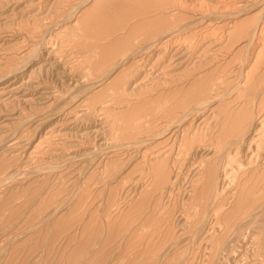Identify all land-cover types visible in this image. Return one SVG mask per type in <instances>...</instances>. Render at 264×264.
I'll use <instances>...</instances> for the list:
<instances>
[{
  "label": "bare ground",
  "instance_id": "obj_1",
  "mask_svg": "<svg viewBox=\"0 0 264 264\" xmlns=\"http://www.w3.org/2000/svg\"><path fill=\"white\" fill-rule=\"evenodd\" d=\"M12 1H14L15 3H14V8L12 9V11L11 12H13V13H11L10 15H9V12H8V10L7 11H1V13H0V25H6V23H9V22H12V21H14V20H18V19H23V18H25V17H30L31 16V9H34L35 7H33L31 4V6L32 7H29V5H28V7L27 6H25L24 4H21V3H17L16 2V0H12ZM18 1V0H17ZM55 1V0H54ZM53 1V2H54ZM73 1V0H72ZM79 1V3L80 2H83V1H80V0H78ZM98 1H102V0H98ZM106 1V0H105ZM111 1V0H110ZM112 1H114V0H112ZM111 1V2H112ZM116 1V0H115ZM119 1H122V0H119ZM127 1V0H126ZM128 1H131V0H128ZM128 1L126 2V3H128ZM136 1V0H135ZM152 0H150V3H151V6L153 7V5H154V3H153V5H152V2H151ZM157 1V0H156ZM159 1V0H158ZM162 0H160V2H161ZM167 1V0H166ZM171 1V0H170ZM173 1V0H172ZM175 1H178V0H175ZM180 1V3H181V1H183L185 4V6L187 5L188 7H190V6H196L195 8H198L199 6H200V4H201V7H203V5L204 4H207V3H205V2H208L209 0H179ZM178 1V2H179ZM212 1H214L215 3H219L220 4V6H219V4H218V7H216V9H210V7H209V9L211 10V11H208L207 13H205L207 10H208V8H207V10H205V12H204V10H203V12L204 13H202V14H199V15H195V13L193 14L194 16H192L190 19H189V22L188 21H186L185 19V21L186 22H188V23H184L183 21H182V23L181 24H183V25H176V26H169L168 24H167V26H164V27H162L161 28V30L160 31H163L162 32V34L161 35H159V36H157V38H155V40L150 44V45H147V46H145V44L142 46L143 48H139V46H138V48L139 49H135V47H137L136 45H138V44H134V46L135 47H133V46H131L130 44L131 43H129V40H128V42H126V41H124L125 42V45H126V43H129V45L133 48V49H135L134 51H132L131 52V50H133L132 48H130L129 50V52L130 53H128L127 52V50H126V53H128V54H126L125 52L123 53V55H122V58L121 57H119L120 59H118L117 58V61L115 60V62L113 63V65L110 67V68H108L107 70H103L104 72H101V74H99L98 76L96 75L95 77L93 76V74H92V76L93 77H90L88 74H89V71L91 72L93 69H91V70H89L88 72L86 71H84L85 69H87L89 66H94V64L92 63V65H89L87 68H83V70H82V68L80 69L79 68V71H77V69L75 70V69H72V68H70V69H68L67 67L65 68L64 66H63V64H62V61H61V59L57 56V53L55 54H52V53H48L47 55L49 56V58H46V59H49V60H40L39 62H36V64H34L33 63V65L34 66H28L27 68L25 67V68H22V71H21V69H20V66H21V64L19 65V68H16L15 70H14V68H11L10 67V69H13V71L11 70V72H8V69H6V70H4V68H6L7 66H8V64H9V62H12V59L15 61V57L13 56V54H9V51L11 52V50L13 49V47L15 46V44L16 43H18V41L19 40H21V41H23L24 42V40H26V39H28V35L27 34H24V33H20V32H18V30H17V32L16 31H11V30H8V29H6L5 27H2V29H1V26H0V107L1 106H8V105H10L11 106V104H14V103H18L17 105H20V106H22V109H23V111H24V109H28L29 108V111H30V107L32 106V102L37 98L39 101H40V103H41V105H42V109H43V107H44V109L45 110H43L44 112H47V113H44L43 111V114H41V113H39V111H38V114H41V115H37V113H34V114H36V116H31V119L29 120V121H31L32 123L34 122L35 124H36V130L38 131V132H36L37 134L36 135H38V136H35L36 138H35V140L36 139H39V143L35 146H33V145H31L30 143H29V145H30V149L31 150H27V152L24 154V158L26 159V161L28 162V160L30 161V159L32 158V156H33V154H35V156L37 155L38 157H40L39 155H42L43 153L45 154V153H47V152H52L51 153V156L52 155H54V154H56V157H60L61 159H62V161L64 162L63 164L58 160V158H57V162L58 163H56V161H55V163L56 164H54L53 162V160H55V159H53L52 160V163H50L51 162V159H50V161H45V159H38V160H35L34 162H36V163H32L33 162V160H32V164H28L26 161H24L23 160V162H21V165H20V163H19V168H17V166H16V170L14 171H12L11 170V172H13L12 174L10 173V175H8L7 176V173H6V177H2L4 174H5V172H4V174L1 176L2 178H0L1 180H0V188H5V187H2V186H6V185H8L9 183H13L12 185L11 184H9V186L7 187V188H5L6 190H11V189H14V188H18V189H20V190H22L23 188H25L26 187V185L28 184V182H32L33 180H39V181H43V180H45V179H48V180H52V182H53V179L55 180V178H53V177H55V174H60L61 172H62V169L65 167V166H67V165H69V164H78L77 165V167L79 166L80 167V169L82 170L83 168H85V166H87V165H85V162L86 161H88V163H89V161H91V163L87 166L88 167V169H89V167H90V165L91 164H94L93 162H95L96 160H98V159H96L95 160V158L96 157H98L99 159H100V157H99V154L98 155H96L97 154V152H93V151H91L90 149H88V148H84L83 146H77L76 144H75V146L77 147L76 149L74 148V147H72V148H74L75 150L74 151H72L71 150V152H68L66 149V151H64V150H62V148L63 147H60V144L62 143L63 145H61V146H66L65 144H64V141H66L65 139H67L66 137H67V133L66 132H71V130H73V129H75L76 127H77V124L79 123V121H81L82 122V126H83V121H85V117H87V115L89 114H87L86 113V110L85 109H89V106H90V109H92V107H94L95 106V102H93L94 100L93 99H96V98H99V97H101L102 95H104L105 94V91L107 90V89H109V88H111V91H113L112 90V87L113 86H116V85H118V82H119V86H120V84H122L121 82H123V81H121L122 79H123V77L122 76H127L126 75V73H127V70H128V66L130 65V64H134V63H136V65H137V63H140V62H142L143 64H142V68L141 69H139V71L137 72V75L134 77V74H136V72L135 73H133V77L131 78V75H130V79H129V77H125V78H127V79H129L128 81L127 80H124V82H126V83H124L123 82V86H124V84H125V86H124V89H125V91H124V93H125V95H128L127 97H128V99L130 98L129 96L130 95H136V93L138 92V98L140 97L139 96V94H140V91L141 90H147V89H149L150 90V88H149V86L148 85H144L142 82H143V80L145 79V77L144 76H146V75H148V74H151V76H150V78L149 79H151L150 80V82H149V85H150V87L152 88V89H154V91H156V89H157V91L158 92H161V91H164V89H165V92H166V89H167V84H171V85H174L175 83H173L174 82V80H176L177 78H180L181 79V77H179L178 76V74H177V76L175 75V77H177V78H175L174 77V79H172L173 77H170L171 75L173 76L174 75V73L176 72V71H179V70H183L182 68L184 67V66H186L187 64H190V62L191 61H193L194 60V62H192V63H194L195 65L197 64L198 66H196V67H192L193 69L194 68H197L198 69V67L202 64V65H204L203 63H204V61L206 60V58H204V59H202V57L203 56H201L202 54H201V52L203 51V49L205 50V48L207 47L210 51L211 50H214L215 48L217 49L219 46H220V42H219V38H218V40L217 39H215V38H210V40H209V42L207 43L206 42V46L205 45H202V43H201V45L200 44H198V45H200V47L198 46V47H196V51H194V49H193V51H194V53L193 54H190V53H192L190 50L191 49H189V47L190 46H186V45H184L182 42L184 41V37L187 35V37H188V35L191 33V32H193L194 30L196 31V29H199L198 30V33L196 34L197 36H198V34L200 33L202 36L204 35H206V34H208L209 32H210V29H212L213 27V25L212 24H214L215 22H217V23H228V24H226V25H229V27H230V29H231V25H238V24H245V22H249L250 21V18L251 19H254V21H252V22H254V23H252L251 24V27H247V29L246 30H244V32H246V40H244V41H242V43L239 45L238 44V47L236 48L237 50H242V51H244V50H246L247 52L246 53H248L247 54V57L245 58V59H243V61H242V63H240V66H239V81L237 82V83H235L236 84V87L234 88V90H231L230 92H225V91H223V94H222V88H219L221 91V93H219V94H222V95H214L213 96V94H212V97H210V95L208 96L207 94H204V95H202L201 93V95H199V96H197L198 98H197V101H196V105H194L193 107H191V109L190 110H187V112H182V114H175V115H173L174 117H171V112H172V108H169V110L167 109L168 108V105L167 104H164V102L161 104L163 107H165L164 105H167V107H165L166 109H167V113L170 115V120L167 122L166 120V125L164 124V127L163 128H161L160 130H158V131H156V128H158V127H161V125L158 123V124H156V125H158V127H156L155 128V131H151V133H154V134H152V135H150V136H146V134H142V132L143 131H141V132H137V131H133L134 133H136L137 135L138 134H142V136H144V137H141V135H140V137L138 138V136H137V139L135 138L133 141H130V142H127V143H119V139L120 138H118V137H115V140H113L114 138H107V139H112V140H107L106 138H104V133L106 132H103L102 134H103V136H102V134H99L100 132L98 131L99 129L98 128H96V129H98V130H96L95 128V130L96 131H93V132H95L94 134L97 136L98 135V137H100V148L98 147V149L99 150H101V151H105V154H106V156H107V158L109 159V160H111L112 158L114 159L117 155H118V153L119 152H121V150H123V151H125L127 154H134L135 155V159L133 158V157H131V160H133V161H131V162H129L128 163V165H127V168L125 169V172L127 171L128 172V169L133 165V164H135L136 162H137V164H139V165H141L142 163H140L139 162V160L138 159H142V160H144V164L145 165H143V166H146V162H147V164L150 166V167H153V168H157V169H160L161 170V174L163 175V177L161 176V178L163 179L162 180V183H161V185H162V187H161V189H163L161 192H158V193H155V194H153L154 195V197H156V199H159L160 200V197H161V202L162 201H164V198L168 195V196H170L169 194H170V192H172V191H174V188H178L181 184H182V182H185V183H187L188 182V186L187 187H189L188 189H189V192H188V200H186L187 201V203H189L188 201H190V206L192 207V205H191V203L194 201V200H196V203L195 202H193L192 204H196L197 205V201H198V208L197 209H199V210H196L197 212H196V216H197V221L194 219V221H196L197 222V225L196 224H194L193 226L194 227H191V225H192V221H193V217H192V215H191V213H190V217H192L191 219H192V221H190L191 222V224H190V227H187V229L188 228H190V234L188 233V235H186V233L188 232L186 229H185V227L187 226V224H188V222L189 221H187V216L186 217H184V216H179L180 214L179 213H177V214H179L178 216L180 217V223H181V229L180 230H182V233H179L178 235L176 234V236H179L178 238L179 239H177V237H175L177 240H178V244H180V241L182 242V240L184 241L185 239L187 240L188 238H190V240L191 239H193L191 242H192V244H195V241L198 239H202L201 237H206V243L207 244H209V245H211V247L210 248H207V249H210V250H213V251H210L211 253H212V264H218V262H216L217 260H214L213 261V258H215V257H218L219 255V253L221 252V254H222V252L224 253V251H226L227 250V252L228 253H230V251H231V253H236L238 250L236 249L237 247H236V245H235V250L234 251H236V252H232V250H230V248H231V246H230V244H235L236 242H240V241H242V239L243 238H241V237H243L242 236V234H243V232L245 231V230H247V231H249L246 235H250L249 236V238H251L250 240H247V239H245V240H243V249L244 248H246V249H248V247H252L253 245H255V247H259V246H263V248H264V104H263V101H264V86H262V87H258V85H256V83L254 82V81H252V80H254V76H257L256 78H259V72L257 71V68H258V66L260 65H263L264 64V0H239L238 1V3L236 2H234V0H233V2L234 3H232V4H230L229 2L226 4L223 0H212ZM237 1V0H236ZM5 2V1H4ZM9 2H11V1H9ZM39 2V3H38ZM49 1L48 0H39V1H37V3L36 4H44V7H45V4L46 3H48ZM56 2V1H55ZM62 2V1H61ZM124 2H125V0H124ZM131 2H133V0L131 1ZM130 2V3H131ZM12 3V2H11ZM94 3V0H86L80 7H79V10H80V15L83 13V14H85V12L87 13V14H91V13H89V12H91V11H87V9L88 8H90V7H88V6H90V4H93ZM98 3V2H97ZM102 3H104V2H102ZM101 3V4H102ZM136 3H139V2H136ZM143 3V2H142ZM141 3V4H142ZM148 3V2H147ZM150 3H148V4H150ZM158 3V2H157ZM173 3V2H172ZM180 3H179V6H180ZM204 3V4H203ZM209 3V2H208ZM1 5H2V2L0 3ZM5 4V3H4ZM35 4V5H36ZM58 4V3H57ZM69 4V3H68ZM67 4V5H68ZM77 4V3H76ZM109 4V3H108ZM113 4H114V2H113ZM134 4H135V2H134ZM211 4V3H210ZM225 4H226V6H225ZM0 5V6H1ZM34 5V6H35ZM47 5V4H46ZM54 5V4H53ZM74 5V4H73ZM97 5H99L100 6V4L98 3ZM105 5V4H104ZM182 5V4H181ZM183 5V7H185ZM199 5V6H198ZM228 5H235L236 7H237V9H239L240 11H238V12H235V11H233V10H236V9H233L232 11V13H230L229 12V9H228ZM39 6V5H38ZM43 6V5H42ZM79 6V5H78ZM106 7L108 6V5H105ZM112 5H110V7H111ZM127 6V5H126ZM132 6V5H131ZM130 6V7H131ZM168 6V5H167ZM173 6V5H172ZM198 6V7H197ZM206 6V5H205ZM207 6H209L208 4H207ZM211 6V5H210ZM213 6V5H212ZM235 6H234V8H235ZM88 7V8H87ZM103 7V6H102ZM101 7V8H102ZM121 7V6H120ZM137 7V6H136ZM140 7V6H139ZM148 7V6H147ZM146 7V8H147ZM173 7H176V5L175 6H173ZM183 7L181 6V9L180 10H182L183 9ZM188 7H186V8H188ZM215 7V6H214ZM213 7V8H214ZM1 8V7H0ZM40 8H41V6H40ZM99 8V7H98ZM119 8V7H118ZM135 8V7H134ZM144 7H141V9H143ZM155 8V7H154ZM157 8V7H156ZM169 8V7H168ZM176 8H178V7H176ZM180 8V7H179ZM186 8H184V10L186 9ZM194 8V9H195ZM200 8V7H199ZM204 8V7H203ZM232 8H233V6H232ZM42 9V8H41ZM124 9V8H123ZM125 9H126V7H125ZM131 9H132V7H131ZM139 9V8H138ZM137 9V10H138ZM164 9H166V8H164ZM191 10H192V8H190ZM189 9V10H190ZM194 9L192 10V12L194 11ZM36 10V9H35ZM34 10V11H35ZM50 10V9H49ZM99 10V9H98ZM148 10H150V9H148ZM147 10V11H148ZM159 10V9H158ZM187 11H189L188 9H186ZM196 10L197 9H195V12H196ZM213 10V11H212ZM33 11V10H32ZM67 11V10H66ZM78 11V10H77ZM142 11V10H141ZM146 11V10H145ZM146 11V12H147ZM175 10H173V11H163V12H160V13H156L157 15H156V19L154 18V15H153V17L152 18H154L155 20H157L158 21V19H157V16H159L160 18H163V19H165V21L167 22V20L166 19H170V20H172V18H174V20H175V17L177 18V16H181V17H186L185 16V11L183 12H181V13H179V12H177V13H175L174 12ZM198 11H200L199 13H201L202 12V10H198ZM198 11L196 12L197 14H198ZM231 11V10H230ZM82 12V13H81ZM125 12H127V11H125ZM172 12H174V13H172ZM191 12V11H190ZM44 13V12H43ZM42 12H41V15L43 14ZM148 13V12H147ZM179 13V14H178ZM35 14V15H34ZM34 14H32L33 16H31V20L30 21H32V20H34V17L36 18V17H38V16H41L40 14H38V12H36V13H34ZM82 14V15H83ZM187 14V13H186ZM188 14H189V12H188ZM188 14H187V17H188ZM192 14V13H191ZM190 14V15H191ZM73 15V14H72ZM72 15L70 16V17H72ZM77 15V14H76ZM79 15V14H78ZM79 15V16H80ZM101 15V14H100ZM137 15H139V14H137ZM147 15V14H146ZM148 15H149V13H148ZM91 15H89V16H86V17H84V16H82V17H84L85 19L86 18H88V17H90ZM145 16V15H144ZM144 16H142V17H144ZM27 17V18H28ZM43 17V16H42ZM67 17V16H66ZM69 17V16H68ZM69 17V18H70ZM92 17V16H91ZM91 17H90V19H91ZM109 17V16H108ZM135 17H136V15H135ZM140 17V16H139ZM141 17V18H142ZM146 17V16H145ZM243 17V18H242ZM81 18V17H80ZM94 17H92V19H93ZM127 18V17H126ZM133 18V17H132ZM147 18H148V16H147ZM151 18V17H150ZM150 18H148V19H150ZM30 19V18H29ZM39 19H41V17L39 18ZM47 19V18H46ZM71 19L72 18H70V19H65L66 20V22H67V20H69V21H71ZM77 20L79 19V17L78 18H76ZM97 19V18H96ZM102 19V18H101ZM106 19V18H105ZM134 19V18H133ZM140 19V18H139ZM143 19V18H142ZM77 20H72V22H76ZM84 20V19H83ZM123 20V19H122ZM137 21H138V19H136ZM144 20V19H143ZM178 20H179V18H178ZM27 21H29V20H27ZM26 21V22H27ZM36 21V20H35ZM43 21V20H42ZM61 21V20H60ZM69 21H68V23H69ZM86 21V20H85ZM95 21V20H94ZM102 21V20H101ZM105 21V20H104ZM125 21V20H124ZM130 21H131V19H130ZM136 21V23H138ZM148 21V20H147ZM150 21V20H149ZM153 21V20H152ZM164 21V22H165ZM169 21V20H168ZM24 22V21H23ZM34 22V21H33ZM78 22H79V20H78ZM120 22V21H119ZM126 23L128 22L127 20L125 21ZM134 22H135V20H134ZM145 22H146V20H145ZM164 22H162V23H164ZM180 22V21H179ZM13 23H16V22H13ZM28 23H30V22H28ZM62 23H63V21H62ZM65 23V22H64ZM104 23V22H103ZM117 23V22H116ZM129 23V22H128ZM133 23V22H132ZM132 23H130V25L132 24ZM216 23V24H217ZM18 24V23H17ZM16 24V25H17ZM23 24V23H22ZM49 24V23H48ZM73 24V23H72ZM74 24H77V22L76 23H74ZM80 24V23H79ZM140 23H138V25L137 26H139L140 27V25H139ZM11 25V24H10ZM18 25H20V24H18ZM27 25V24H26ZM58 25V24H57ZM62 25V24H61ZM132 25H135V24H132ZM129 26V27H133V26ZM145 25V24H144ZM153 25V24H152ZM219 25V24H218ZM9 26V25H8ZM22 26V25H21ZM69 26V25H68ZM75 26V25H74ZM104 26V25H103ZM102 26V27H103ZM117 26V25H116ZM220 26H223V25H220ZM219 26V27H220ZM233 26V28H235ZM242 26V25H241ZM240 26V27H241ZM216 27V26H215ZM219 27H216L217 28V30H218V28ZM224 27V26H223ZM222 27V28H223ZM228 27V28H229ZM239 27V25H238V28H240ZM51 28H52V26H51ZM51 28H49V25H48V27L46 26L44 29H46L45 30V32L47 31V29H51ZM66 28H67V26H66ZM69 28V27H68ZM121 28H123V27H121ZM120 28V30H123V29H121ZM131 28H130V30H131ZM136 28V27H135ZM221 28V27H220ZM228 28H227V31H228ZM232 28V29H233ZM237 28V27H236ZM250 28V29H249ZM12 29V28H11ZM22 29V28H21ZM20 29V30H21ZM70 29V28H69ZM119 29V28H118ZM230 29H229V31H230ZM41 30H43V29H41ZM54 30V29H53ZM66 30V29H65ZM64 30V31H65ZM127 30V29H126ZM216 30V29H215ZM225 30V29H224ZM106 31V30H105ZM110 31V30H109ZM114 31V30H113ZM115 31H116V29H115ZM125 31V30H124ZM132 31V30H131ZM131 31H129L128 33H129V36L131 35L132 36V34H131ZM194 31V32H195ZM226 31V30H225ZM229 31L227 32V34L229 33ZM232 31V30H231ZM238 31V30H237ZM236 31V32H237ZM24 32V31H23ZM50 32V31H49ZM59 32V31H58ZM57 32V33H58ZM107 32V31H106ZM123 32V31H122ZM127 32V31H126ZM134 33L136 32V31H133ZM212 32H215V31H213V29L211 30V33ZM222 32V31H221ZM232 32H235L234 30L232 31ZM244 32L242 33V34H244ZM64 33V32H63ZM102 33H104V32H102ZM118 33H119V31H118ZM124 33V32H123ZM140 33V32H139ZM217 34H218V32H216ZM56 34V33H55ZM107 34V33H106ZM109 34V33H108ZM125 34V33H124ZM192 34L193 33H191V37H193L192 36ZM210 34V33H209ZM213 34V36H214V33H212ZM217 34H215L216 36H217ZM233 33H231V35H232ZM235 34V33H234ZM233 34V35H234ZM42 35V34H41ZM110 35V34H109ZM116 36V35H118L117 33H113V36ZM120 35V34H119ZM134 36V38H136L135 37V34H133ZM195 35V36H196ZM224 35V34H223ZM226 35V34H225ZM229 35H230V33H229ZM59 36V35H58ZM129 36L127 35V37L129 38ZM194 36V37H195ZM238 37L237 36V34H235L234 35V37ZM109 37V36H108ZM110 37H111V35H110ZM109 37V38H110ZM122 37V36H121ZM186 37V38H187ZM191 37H188V39H191ZM200 37V36H199ZM210 36H208V38H209ZM218 37V36H217ZM228 37V36H227ZM243 37H245V36H243ZM112 38V37H111ZM110 38V39H111ZM114 38V37H113ZM118 38V37H117ZM123 39H124V37H122ZM134 38L130 41V42H132V41H134ZM203 39H205V37H202ZM208 38H206L207 40H208ZM230 39H231V37H229ZM233 38V37H232ZM31 39V38H30ZM121 39V38H120ZM125 39H126V37H125ZM139 39V38H138ZM201 39V38H200ZM203 39H202V41H203ZM236 39V38H235ZM109 40V39H108ZM108 40H104L102 43H104L105 41H107V43H109L108 42ZM122 40V39H121ZM153 40V39H152ZM186 40V39H185ZM233 40V39H232ZM39 41V40H38ZM110 41V46H113L112 44H117V43H119L120 45H121V43L117 40H109ZM137 41H139V40H137ZM188 41H190V40H188ZM192 41V40H191ZM205 41V40H204ZM203 41V42H204ZM220 41L222 42V39H220ZM27 42V41H26ZM37 42V41H36ZM123 42V43H124ZM229 42H230V40H229ZM240 42H241V40H240ZM239 42V43H240ZM98 43V42H97ZM107 43H105V44H107ZM134 43V42H133ZM138 43V42H137ZM188 42H186V44H187ZM224 43V42H223ZM222 43V44H223ZM23 44V43H22ZM35 44V43H34ZM105 44H102L101 45V47H103V49L104 50H102V48H101V50L105 53V52H108V49H110L111 51H109V52H112V47L110 48H108V49H105V48H107V47H105L106 45ZM147 44H149V42L147 43ZM207 44H208V46H207ZM232 43H230V45H231ZM18 45H19V43L16 45L17 47H18ZM103 45H105V46H103ZM108 45V44H107ZM125 45H124V47H125ZM188 45V44H187ZM189 45H191V44H189ZM227 45L229 46V44H228V42H227ZM227 45H225V43H224V46H227ZM20 46V45H19ZM35 46V45H34ZM121 46H123V45H121ZM127 46H128V44H127ZM205 46V47H204ZM237 46V45H236ZM124 47H122V48H124ZM121 48V47H120ZM220 48V47H219ZM219 48H218V50H219ZM221 48H225V47H221ZM220 48V49H221ZM235 48V47H234ZM19 49V48H18ZM28 49V48H27ZM54 49V48H53ZM56 49V48H55ZM100 49V48H99ZM98 49V50H99ZM215 49V50H216ZM232 49H233V47H232ZM14 51H15V49H13ZM13 50H12V52L11 53H14L13 52ZM40 50V49H39ZM100 50V51H101ZM106 50V51H105ZM207 50V49H206ZM34 51H35V49H34ZM33 51V49L30 51V50H24V52L22 53L23 55L21 56V58L23 59V60H25L26 61V63L27 62H30L32 59H34V58H32V56L34 57V55H35V53H33L32 54V52H34ZM48 51V50H47ZM96 51V50H95ZM120 51V50H119ZM226 51V50H225ZM233 51V50H232ZM4 52H6V53H4ZM36 52V51H35ZM40 52H41V50L39 51V54H37V55H39V56H41L40 55ZM43 52V51H42ZM48 52H50V51H48ZM53 52V51H52ZM85 52V51H84ZM108 52V53H109ZM190 52V53H189ZM206 52H209V51H206ZM214 52L215 51H212V53L214 54ZM219 52V51H218ZM217 52V53H218ZM239 52V51H238ZM241 52V51H240ZM98 53H99V51H98ZM97 53V54H98ZM114 53V52H113ZM113 53H110V54H113ZM118 53V52H117ZM198 53L199 54H201L200 56H197L198 55ZM212 53L210 54V55H212ZM243 53V52H242ZM43 54V53H42ZM74 54V53H73ZM110 54H108V58L107 59H110L111 57H109V55ZM116 53H114V55L113 56H116L115 55ZM119 54V53H118ZM126 54V55H125ZM205 54V53H204ZM203 54V55H204ZM216 54V53H215ZM229 54H230V51H229ZM232 55H233V53H231ZM238 54V53H237ZM37 55L35 56V57H37ZM98 55H100V53L98 54ZM98 55H97V57H98ZM104 55V54H103ZM125 55V56H124ZM207 55H209V54H207ZM206 55V56H207ZM218 55V54H217ZM38 56V57H39ZM80 56V55H79ZM106 56H107V54H106ZM124 56V57H123ZM160 56H162V58H163V63H165V65L167 66L168 65V69L170 70V71H168V72H166L165 70L163 71L162 69H161V65L163 64L162 62V64H160L159 63V60L157 61V57H159L160 58V60H161V57ZM205 56V55H204ZM213 56V55H212ZM19 57V56H18ZM41 57H43V56H41ZM157 58L156 59V62L158 63H152L151 64V60H153L154 58ZM209 57V56H208ZM211 57V56H210ZM115 58V57H114ZM114 58H113V60H114ZM198 58V59H197ZM215 58H217V57H215L214 56V62L216 61V59ZM18 59V58H17ZM22 59L20 60V59H18V60H20L19 62L21 63V61H22ZM36 59V58H35ZM42 59V58H41ZM95 59H99V58H95ZM112 59V58H111ZM110 59V60H111ZM38 60V59H37ZM87 60V59H86ZM101 60V59H100ZM102 60L104 61V58H102ZM102 60L101 61H99V63L100 62H102ZM169 60L170 61H172V62H169ZM25 61H23V62H25ZM33 61V60H32ZM31 61V62H32ZM35 61V60H34ZM96 61V60H95ZM98 61V60H97ZM97 61H96V63H97ZM107 61V60H106ZM210 66L212 65L213 67H214V62L212 61V59H210ZM19 62H18V64H19ZM90 62V61H89ZM109 61H107V63H108ZM150 62V63H149ZM155 62V61H154ZM208 63H209V58H208V61H207ZM207 62H205L206 64H208ZM221 62V61H220ZM67 63V62H66ZM98 63V64H99ZM149 63V65H147ZM215 63H217V62H215ZM234 63V62H233ZM15 64H16V62H15ZM102 64H104V63H101V66H102ZM160 64V65H159ZM206 64L204 65V67L206 66ZM218 64V63H217ZM10 65H13L14 66V64H12V63H10ZM17 65V64H16ZM30 65H32L31 63H30ZM86 65V64H85ZM100 65V64H99ZM131 65V67L132 68H134L133 66ZM136 65H135V67H136ZM144 65V66H143ZM151 65H153L150 69L148 68L149 66H151ZM191 65V64H190ZM194 65V66H195ZM201 65V67H200V69L201 68H203V66ZM92 66V68H94ZM106 66V65H105ZM138 66H139V64H138ZM163 66V65H162ZM188 66V65H187ZM192 66V65H191ZM209 66V65H208ZM15 67V66H14ZM46 67H47V70H48V68L51 70V71H54L55 72V74H53L50 70V74L51 75H53V77H54V75H56V77L57 78H55V80L56 79H59V80H62V79H65L66 81H69L70 82V87H68V89L67 90H60L61 89V87H54V85H55V83H54V85L52 84V83H48V82H50V81H48L47 80V83L48 84H52L51 86H49L47 83V85H45L44 83H42V82H40V77L42 76V75H40V72H44V70L46 69ZM81 67H83V66H81ZM97 67H100V66H98L97 65ZM96 67V68H97ZM160 67V68H159ZM217 67V66H216ZM237 67V66H236ZM34 68V69H33ZM131 68V69H132ZM138 68V67H137ZM148 68V69H147ZM157 68H159V69H157ZM164 68V67H163ZM189 68H191L190 66H189ZM188 68V69H189ZM209 68V67H208ZM220 68H221V65H220ZM233 68V67H232ZM9 69V70H10ZM101 69V68H100ZM186 69V68H185ZM187 69V70H188ZM206 69V68H205ZM204 69V70H205ZM2 70L5 72V74L4 73H2ZM35 70H37V71H40V72H38V74L40 75V77H38V75H37V73H36V75L37 76H35V74H34V72H36ZM46 70V71H47ZM95 70V69H94ZM99 70V69H98ZM130 70V69H129ZM191 70V69H190ZM195 70V69H194ZM202 70V69H201ZM213 70V69H212ZM260 70V69H259ZM262 70V69H261ZM199 71V70H198ZM209 71H211V70H209ZM215 71H216V69H215ZM234 71V70H233ZM238 71V70H237ZM236 71V72H237ZM48 72V71H47ZM187 73H188V71H186ZM185 72V73H186ZM192 72H194L193 70H192ZM202 72H203V70H202ZM260 72H262V71H260ZM2 73V74H1ZM46 73V72H45ZM44 73V74H45ZM92 73V72H91ZM90 73V74H91ZM130 73V72H129ZM177 73V72H176ZM179 73V72H178ZM199 73V72H198ZM206 73H209V72H206V71H204L203 73H200V74H197V72H196V76H195V78L193 79V80H196V77H198L199 78V80L201 79V80H203L204 78H202V77H204V75L206 74ZM217 73V72H216ZM233 73V72H232ZM237 73V74H238ZM128 74V73H127ZM181 74H184V73H181ZM180 74V75H181ZM194 74H195V72H194ZM234 74V73H233ZM46 75H47V73H46ZM185 75V74H184ZM184 75H182V76H184ZM187 75V74H186ZM209 75V74H208ZM254 75V76H253ZM44 76V75H43ZM149 76V75H148ZM191 76H194V75H191ZM264 76V75H263ZM262 76V77H263ZM121 77V78H120ZM143 77H144V79H143ZM189 77V76H188ZM222 77V76H221ZM225 77V76H224ZM231 77V76H230ZM254 77V78H253ZM40 78V79H39ZM44 79H45V77H43ZM42 78V79H43ZM52 78V77H51ZM120 78V79H119ZM124 78V79H125ZM148 78H146V79H148ZM186 78V77H185ZM192 78V77H191ZM238 78V77H237ZM41 79V80H42ZM48 79V78H47ZM53 79V78H52ZM143 79V80H142ZM146 79H145V82H146ZM149 79L147 80V82L149 81ZM222 79V78H221ZM228 79V78H227ZM46 80V79H45ZM51 80V79H50ZM118 80H120V81H118ZM238 80V79H237ZM256 80V79H255ZM42 81H44V80H42ZM52 81V80H51ZM177 81V80H176ZM258 81H259V79H258ZM262 81V80H261ZM53 82H55V81H53ZM171 82V83H170ZM178 83H179V81H177ZM177 82H176V84H177ZM188 82V81H187ZM194 82V81H193ZM117 83V84H116ZM185 83V82H184ZM217 83H218V81H217ZM224 83H225V81H224ZM57 84V83H56ZM115 84V85H114ZM164 84H166V85H164ZM185 84H187V83H185ZM184 84V85H185ZM189 84V83H188ZM219 84H221L222 85V83L221 82H219ZM262 84V83H261ZM264 84V83H263ZM183 85V86H184ZM214 85V84H213ZM69 86V85H68ZM111 86V87H110ZM179 86V85H178ZM211 86V85H210ZM261 86V85H260ZM166 87V88H165ZM169 87V86H168ZM180 87V86H179ZM188 87V86H187ZM221 87V86H220ZM234 87V86H233ZM63 88V87H62ZM119 89H122V90H118L119 92L120 91H122V92H120V93H123V88H122V86H120V87H118ZM170 88V87H169ZM168 88V89H169ZM186 88V87H185ZM167 89V90H168ZM193 89H194V87H193ZM229 89V88H228ZM228 89H225L226 91L228 90ZM231 89V88H230ZM173 90H175V89H173ZM191 90V89H190ZM189 90V91H190ZM216 91H217V89H215ZM107 91H109V90H107ZM106 91V92H107ZM116 91V90H115ZM128 91H130V92H128ZM148 91V90H147ZM152 91V90H151ZM215 91V92H216ZM128 92V93H127ZM164 92V93H165ZM194 92V91H193ZM150 92H146V94H149ZM152 93V92H151ZM186 93V92H185ZM218 93V92H217ZM109 94V93H108ZM115 94V93H114ZM114 94H111V95H114ZM141 94H143V93H141ZM145 94V93H144ZM142 95L140 98H143V97H145V95ZM153 94H154V92H153ZM157 94V93H156ZM166 94V93H165ZM169 94V93H168ZM107 95V94H106ZM117 95H119L118 94V92H117ZM122 95V94H121ZM121 95H120V98H121ZM124 95V97H126ZM151 95V94H150ZM161 95H163V92H162V94ZM196 95V94H195ZM123 96V95H122ZM171 96V95H170ZM178 96V95H177ZM189 96V95H188ZM192 96V95H191ZM114 97V96H113ZM119 97V96H118ZM132 97V96H131ZM151 97H154V95H152ZM157 97V96H156ZM163 97H164V95H163ZM169 97V96H168ZM167 97V98H168ZM179 97V96H178ZM183 97V96H182ZM228 97V98H227ZM35 98V99H34ZM119 98V99H120ZM123 98V97H122ZM121 98V99H122ZM134 98V97H133ZM138 98H136V100L138 99ZM139 98V99H140ZM148 98V97H147ZM147 98H145V99H142L143 100V102L142 103H144V100H146ZM166 98V99H167ZM230 98H233V99H235V98H237L238 99V101L240 100L241 101V104H240V109H242V115H240V118L236 121V123H235V125L237 124V122L240 120V122H239V124H238V126H235V127H233V124H231L232 125V130L230 131V133H232V134H230L229 132V134L230 135H226V136H224L223 138H222V141L224 142V143H222V141H220V143H219V141L218 142H213V141H210V139L208 140V141H210V142H208L207 140H205V139H200V137H199V135L197 134V130H195L194 129V125H193V123H195L196 122V124L195 125H197V126H199V125H204L205 123L207 124V122H209V120H212L210 117L214 114V110H216L217 111V109H219V111H220V109L222 110V107H229V105L227 106V105H225V103L226 102H230V100H227V99H230ZM104 99V98H103ZM103 99L101 98L100 100L101 101H103ZM116 99V98H115ZM115 99H110L109 101L111 102V100L113 101V100H115ZM118 99V98H117ZM119 99H118V101L117 102H120L119 101ZM132 99V98H131ZM152 99V98H151ZM149 100V99H147V101L149 100V104H151V106L152 107H154L155 106V108H157V107H159L160 105V103H161V98H160V102H159V100H158V103L156 104V103H154V100ZM153 99H155V98H153ZM159 99V98H158ZM165 99V98H164ZM166 99L164 100L165 102H166ZM172 99V98H171ZM177 99V98H176ZM190 99H192V98H190ZM37 100V101H38ZM133 100H135V99H133ZM133 100H132V102H133ZM37 101H35V102H37ZM92 101V102H91ZM96 102L97 101H99V100H95ZM100 101V102H101ZM109 101H107V103H109ZM116 101H115V103H113V104H116V105H118V103H116ZM122 101H124V99H122ZM121 101V102H122ZM127 100H126V98H125V102H126ZM131 101V100H130ZM140 101H139V103H140ZM167 103H169V99H167ZM174 101V100H173ZM232 101V100H231ZM121 102H120V107L122 108L123 107V104H121ZM137 103H138V101H136ZM146 102V101H145ZM171 102V101H170ZM177 102V101H176ZM179 102V101H178ZM90 103H93L94 105L92 106V104L91 105H89ZM122 103H124V102H122ZM129 103V102H128ZM135 103V102H134ZM133 103V104H134ZM147 103V102H146ZM145 103V104H146ZM172 103V102H171ZM171 103H169L170 104V106H172L171 105ZM238 103V102H237ZM131 104V103H130ZM129 104V105H130ZM133 104H131V105H133ZM145 104H140L141 105V107L140 106H138V104L136 105L137 106V109H138V107L139 108H141L142 109V105H143V107H144V105ZM148 104V103H147ZM149 104L147 105V108L149 107ZM154 104H156V105H158V106H156V105H154ZM174 104V103H173ZM40 105V106H41ZM101 105H104V104H101ZM100 105V107H99V110L100 111H102V110H104V108L105 109H107L108 108V104L106 105V106H101ZM122 105V106H121ZM128 104H126V106H127ZM135 105V104H134ZM133 105V106H134ZM154 105V106H153ZM184 105V104H183ZM6 106V107H7ZM38 106H39V102H38ZM37 106V107H38ZM125 106V105H124ZM150 106V107H151ZM162 106H160L159 108H157V109H155V114L157 113V111H159L160 109L162 110L163 109V107ZM169 106V107H170ZM237 106V104L235 105V107ZM97 107V106H96ZM145 108L144 107V110L146 109V110H149V109H151V108ZM173 107V106H172ZM185 107V106H184ZM8 108V107H7ZM6 108V109H7ZM12 108H13V106H12ZM15 108H16V105H15ZM15 108H13L14 110H15ZM98 108V107H97ZM97 108H95V110L97 109ZM120 108V109H121ZM128 109H130L129 107H127ZM132 108V107H131ZM164 108V109H165ZM232 108H234V107H232ZM2 109V108H1ZM12 109V110H13ZM18 109V108H17ZM21 109V108H20ZM110 109V108H109ZM112 109H113V106H112ZM118 109V108H117ZM127 109V110H128ZM133 109H136L135 108V106L133 107ZM137 109H136V111H137ZM187 109V108H186ZM229 109H231V108H229ZM236 109V108H235ZM238 109V108H237ZM39 110H41V109H39ZM95 110H92V112L91 113H93ZM99 110H97L98 112H99V114H100V111ZM125 110V109H124ZM123 110V111H124ZM144 110H142L143 111V113H144ZM157 110V111H156ZM244 110V111H243ZM2 111V110H1ZM112 111H114V110H112ZM129 111V110H128ZM132 111V110H131ZM138 111H140L139 109H138ZM150 111V110H149ZM163 111V110H162ZM178 111V110H177ZM226 111V110H225ZM235 111V110H234ZM233 111V112H234ZM8 112V111H7ZM32 112V111H31ZM35 112H37V111H35ZM87 112H88V110H87ZM96 112V111H95ZM94 112V113H95ZM97 112V113H98ZM116 112V111H115ZM115 112H113V113H115ZM119 112V114H120V111H118ZM148 112V111H147ZM150 112H152V111H150ZM160 112V111H159ZM218 112V111H217ZM3 113V112H2ZM12 113H14V112H12ZM26 113V112H25ZM30 113V112H29ZM102 113V112H101ZM107 113V112H106ZM109 113H110V111H109ZM127 113V114H126ZM124 112V114H123V112H122V115L121 116H123V115H128V112ZM130 113V112H129ZM153 113V112H152ZM163 113H164V111H163ZM165 113H166V111H165ZM164 113V114H165ZM166 113V114H167ZM174 113H175V109H174ZM176 113H178V112H176ZM222 113V112H221ZM227 113V112H226ZM98 114V115H99ZM111 114H112V112H111ZM116 114V113H115ZM118 114V113H117ZM116 114V115H117ZM154 114V115H155ZM158 114V113H157ZM157 114H156V117H157ZM172 114H173V112H172ZM8 115V114H7ZM6 115V116H7ZM25 115V114H24ZM94 115V114H93ZM104 115H105V112H104ZM103 115V116H104ZM108 115H110V114H108ZM113 115V114H112ZM111 115V116H112ZM131 115V113L129 114V116ZM147 115V114H146ZM159 116H162L161 115V113H159L158 114ZM224 115H226L225 113H224ZM228 115V114H227ZM5 116V115H4ZM12 116V118L11 119H13L14 121H16V122H19V121H21V113L20 112H15V114H13V115H11ZM100 116V115H99ZM99 116H97V119L99 118ZM106 116H107V114H106ZM115 116V115H114ZM129 116H127V118L129 117ZM132 116V115H131ZM149 116V115H148ZM214 116V115H213ZM221 116V115H220ZM89 117H90V115H89ZM102 117V116H101ZM100 117V118H101ZM105 117V116H104ZM109 117V120H110V116H108ZM107 117V118H108ZM120 117V116H119ZM124 117V116H123ZM122 117V118H123ZM228 117V116H227ZM9 118V117H8ZM30 118V117H29ZM100 118H99V120H100ZM103 118V117H102ZM113 118V117H112ZM134 117H131V120L133 119ZM136 118V117H135ZM213 118V117H212ZM216 117H214L213 119H215ZM25 119H27V118H25ZM81 119H84V120H81ZM88 119V118H87ZM86 119V120H87ZM90 119V118H89ZM92 119H94L93 117H92ZM91 119V120H92ZM95 119H96V113H95ZM118 119V118H117ZM116 119V117H115V120L116 121H118ZM120 119V118H119ZM138 119V118H137ZM141 119V118H140ZM226 119H228V118H226ZM226 119H224L225 121H226ZM91 120H90V122H91ZM102 120V119H101ZM104 120V119H103ZM105 120L107 121V119H106V117H105ZM113 121H115L114 119H112ZM121 120V119H120ZM119 120V121H120ZM136 120V119H135ZM134 120V121H135ZM218 120V119H217ZM217 120H213V121H217ZM115 121V122H116ZM119 121H118V123H119ZM125 121V120H124ZM151 121V120H150ZM162 121V120H161ZM212 121V122H213ZM229 121H230V119H229ZM13 122V121H12ZM15 122V123H16ZM26 122V121H25ZM86 122H89V121H86ZM98 122H100V121H98ZM97 122V123H98ZM112 122V121H111ZM115 122H114V124H115ZM120 122H122V121H120ZM148 122H149V120H148ZM160 122V121H159ZM211 122V121H210ZM209 122V123H210ZM221 122H222V120H221ZM20 123V122H19ZM24 123V122H23ZM92 123H93V121H92ZM96 123V124H97ZM100 123H102V122H100ZM106 123H110V122H106ZM123 123V122H122ZM121 123V124H122ZM125 123V122H124ZM128 123V122H127ZM142 123V122H141ZM141 123H138V124H140L141 126H142V124ZM146 123V122H145ZM161 123V122H160ZM220 123V122H219ZM225 123V122H224ZM230 123V122H229ZM229 123H228V125H229ZM17 124V123H16ZM89 124V123H88ZM95 124V123H94ZM111 124H113V123H111ZM110 124V125H111ZM148 124V123H147ZM150 124V123H149ZM148 124V125H149ZM222 124V123H221ZM13 125V124H12ZM20 125V124H19ZM22 125V124H21ZM26 125V124H25ZM79 125V124H78ZM81 125V124H80ZM86 125V124H85ZM128 125V124H127ZM133 125V124H132ZM143 125H146V124H144L143 123ZM155 125V126H156ZM160 125V126H159ZM210 125V124H209ZM217 125H218V123H217ZM5 126V125H4ZM7 126V125H6ZM99 126H100V124H99ZM101 126H102V124H101ZM100 126V127H101ZM107 126V124L105 125V128H107V130L109 131H111V133H112V131L113 130H111V129H115L113 126H111V129H108V128H110V126L109 127H106ZM126 126V125H125ZM135 126L137 127V124H135ZM141 126H139V127H141ZM197 126H196V128H197ZM212 126V125H211ZM213 126H215V125H213ZM222 126V125H221ZM2 127V126H1ZM8 127V126H7ZM23 127V126H22ZM25 127V126H24ZM80 127V126H79ZM87 127V126H86ZM86 127H84V128H86ZM116 127V126H115ZM237 127H239V131H240V129H242L243 131L242 132H240V133H244L243 135H241L240 133H236V134H240L241 135V137H237V136H235L236 134H235V131L237 130ZM10 128V127H9ZM29 128V127H28ZM34 128V129H35ZM81 128V127H80ZM83 128V129H84ZM88 128V127H87ZM103 127H101V130H106V129H102ZM122 128H124V126L122 127ZM133 128H134V126H133ZM142 128H145V126L143 127L142 126ZM142 128H139V131H140V129H142ZM150 128V127H149ZM148 128V126L146 127V129L148 130L149 129ZM199 128V127H198ZM201 128V127H200ZM203 128V127H202ZM209 128V127H208ZM212 128V127H211ZM217 128V127H216ZM225 128H227L226 126H225ZM231 128V127H230ZM20 129V128H19ZM89 129H90V127H89ZM93 129V128H92ZM93 129V130H94ZM124 129H126V128H124ZM136 129V128H135ZM145 129V130H146ZM207 129V128H206ZM236 129V130H235ZM45 130H48L47 131V133L49 134V136L48 137H45V139L46 138H51L52 140L55 138L56 139V141H54L55 143H52L51 141H49V139H46V141L44 140V141H42L43 139H42V133L45 131ZM82 130V129H81ZM91 130V129H90ZM116 130H118V128L116 129ZM143 130V129H142ZM151 130V129H150ZM150 130H148L149 132H150ZM225 130V129H224ZM88 131V130H87ZM109 131V132H110ZM120 131V130H119ZM130 131V130H129ZM147 131V132H148ZM202 131V130H201ZM207 131V130H206ZM205 131V132H206ZM208 131H210V129L208 130ZM238 131V130H237ZM35 132V131H34ZM82 132V131H81ZM89 132V131H88ZM87 132V133H88ZM91 132V131H90ZM102 132V131H101ZM113 132H115L114 134H115V136L117 135V133L119 134L120 132H116V131H113ZM148 132V133H149ZM224 132V131H223ZM5 133V132H4ZM76 133V132H75ZM84 133V132H83ZM86 133V132H85ZM111 133H110V137H112V135H111ZM144 133H146V132H144ZM201 133V132H200ZM213 133H214V131H213ZM46 134V133H45ZM48 134H46V135H48ZM106 134H107V132H106ZM113 134V133H112ZM113 134V135H114ZM124 134V133H123ZM209 134V133H208ZM16 135V134H15ZM69 135H70V133H69ZM82 135V134H81ZM109 135V134H108ZM205 135V134H204ZM217 135V134H216ZM6 136V135H5ZM9 136V135H8ZM82 136H84V135H82ZM88 136V134L86 135V137ZM93 136V135H92ZM107 136V135H106ZM118 136V135H117ZM123 136V135H122ZM221 136V135H220ZM3 136H1V138H2ZM85 137V136H84ZM85 137V138H86ZM90 137V136H89ZM119 137H121V136H119ZM198 137H199V139H198ZM204 137V136H203ZM208 137V136H207ZM83 138V137H82ZM116 138H118L117 139V141H116ZM3 139V140H2ZM1 140H0V157L1 156H5L6 158L5 159H7V157L8 158H10L11 159V157L12 156H14V154H19L18 152L21 150V147L23 146V144L20 146V142L18 141V140H20V139H17V140H13V138H7V137H5V138H2ZM50 139V140H51ZM93 139V138H92ZM92 139H90V140H92ZM97 139V138H96ZM99 139V138H98ZM229 139V140H228ZM62 140H64V141H61ZM93 141H95V140H93ZM98 141V140H97ZM19 142V143H18ZM23 142V141H22ZM34 142H36V141H34ZM51 142V143H50ZM59 142H61V143H59ZM69 142H71V141H69ZM77 142V141H76ZM99 142V141H98ZM120 142H122V139L120 140ZM32 143V142H31ZM37 143V142H36ZM48 143H50L49 144V147H51V145H55L53 148H55V149H48V148H45L46 146H47V144ZM59 143V144H58ZM75 143V142H74ZM77 143H79V142H77ZM82 142H80V144H81ZM86 143H89V142H86ZM95 143H96V141H95ZM94 143V144H95ZM166 143H170V145L169 146H167V147H163L162 148V145H164V144H166ZM25 144V143H24ZM46 144V146L45 147H43V145H45ZM66 144H67V141H66ZM73 144V143H72ZM84 144V143H83ZM82 144V145H83ZM93 144V145H94ZM58 145H59V147H58ZM68 145H69V143H68ZM86 145H88V144H86ZM91 145H92V143H91ZM92 145V146H93ZM153 146H155V147H153ZM165 146V145H164ZM25 147V146H24ZM57 147L59 148V149H57ZM69 147V146H68ZM81 147H83V148H81ZM88 147V146H87ZM71 148V149H72ZM91 148V147H90ZM156 148V151L154 150ZM29 149V148H28ZM98 150V151H99ZM188 150H190L188 153H187V151ZM47 151V152H46ZM95 151H96V147H95ZM23 153V152H22ZM58 153V154H57ZM125 153V154H126ZM48 154V153H47ZM124 154V155H125ZM15 155V156H16ZM49 155V154H48ZM102 154H100V156H101ZM14 156V157H15ZM18 156V155H17ZM45 156V155H44ZM44 156H43V158H44ZM46 158H48L47 157V155L45 156ZM105 157V156H104ZM120 157V156H119ZM4 158V157H3ZM42 158V157H41ZM102 158V157H101ZM4 159V160H5ZM12 159L14 160L15 158H13L12 157ZM18 159V158H17ZM105 159H106V157H105ZM104 159V160H105ZM112 159V160H113ZM125 159H126V156H125ZM147 159V161H145ZM8 160V159H7ZM12 160V161H13ZM95 160V161H94ZM108 160V161H109ZM114 160H116V159H114ZM118 160V159H117ZM138 160V161H137ZM102 163H103V160H100ZM107 161V160H106ZM106 161L103 163V167L104 166H106L107 164H106ZM118 161H121V160H118ZM117 161V162H118ZM122 161H123V158H122ZM136 161V162H135ZM2 162V161H1ZM5 162V161H4ZM4 162H2L3 164H4ZM6 162H8V161H6ZM10 162V161H9ZM15 162V161H14ZM19 162V161H18ZM113 162H115V161H113ZM124 162V161H123ZM122 162V163H123ZM16 163V162H15ZM102 163H101V165H102ZM109 163L112 165L113 163H111L110 161H109ZM119 163V162H118ZM127 163V162H126ZM62 164V165H61ZM66 164V165H65ZM80 164V165H79ZM99 164H100V162H99ZM99 164H98V166H99ZM106 164V165H105ZM110 164L109 165H107V168L106 169H111L112 167L110 166ZM121 164V163H120ZM18 165V164H17ZM76 165H75V167H76ZM100 165V166H101ZM15 166V165H14ZM70 166V165H69ZM92 166V165H91ZM95 166H97V164L95 165ZM97 166V167H98ZM99 166V167H100ZM114 166V165H113ZM135 166V165H134ZM133 166V167H134ZM138 166V165H137ZM142 166V165H141ZM142 166V167H143ZM13 167V166H12ZM12 167H11V169H12ZM78 167V168H79ZM94 167V166H93ZM103 167H101V168H103ZM109 167V168H108ZM111 167V168H110ZM124 167V166H123ZM136 167V166H135ZM148 167V166H147ZM96 168V167H95ZM114 168V167H113ZM112 168V169H113ZM120 168H122V167H120ZM139 168H140V166H139ZM149 168V167H148ZM10 169V168H9ZM66 169V168H65ZM69 169V168H68ZM67 169V170H68ZM71 169L73 170V165H71ZM79 169V170H80ZM98 168H96V171H100L99 169L97 170ZM105 169V167L103 168V169H101V170H104ZM118 169V168H117ZM145 169V168H144ZM144 169L142 168V169H140L141 171L143 170L144 171ZM150 169V168H149ZM149 169H148V171H149ZM177 169H178V171H177ZM64 170V169H63ZM80 170V171H81ZM92 170V172H91V174L92 175H90V172L88 173L90 176V178H92V176L93 175H95V174H98V172L97 173H93V171H94V168L93 169H91ZM119 170V169H118ZM117 170V171H118ZM134 170H136V168H134ZM152 169H150V171H151ZM75 171H76V169H75ZM76 172V173H81V172H86L87 171V168H86V170L85 171H81V172ZM89 171V170H88ZM112 171V170H111ZM110 171V172H111ZM115 171H116V169H115ZM117 171H116V173H117ZM132 171H133V168H132ZM141 171H140V173H141ZM142 171V172H143ZM147 171V170H146ZM70 172V171H69ZM95 172V171H94ZM101 172V171H100ZM99 172V173H100ZM105 173V176L103 175H99V176H102L101 178H103V177H108V176H110V175H114L115 173H113L112 172V174L111 173H109V171L107 170V172H108V174H110V175H108L107 176V172H106V170L104 171ZM122 172V171H121ZM153 172V171H152ZM65 173V172H64ZM71 173H72V175H73V173H75V172H70V174H68L70 177L68 178L66 175H65V179H70V178H72L71 176ZM87 173V172H86ZM85 173V174H86ZM102 173V172H101ZM119 173V172H118ZM128 173H130V171L128 172ZM135 173H137V172H135ZM139 173V172H138ZM143 173H145V172H143ZM62 174V173H61ZM61 174H60V176H61ZM77 174V176L76 175H74V176H76V177H78V179H79V175ZM82 174L83 173H81V179L80 180H82ZM122 174V173H121ZM131 174V173H130ZM153 174H155V173H153ZM153 174L151 175V176H153ZM116 175V174H115ZM115 175H114V177H115ZM126 175H128V174H126ZM139 175V174H138ZM138 175H136V177H138V178H140V179H136V180H134V179H132L129 175L127 176V178L129 179V177L132 179V180H134L135 181V183H137V184H134V185H140V183L141 182H143V179H145V180H148L149 178H147L145 175H149V173L147 174V172H146V174L144 175V176H141V177H139ZM141 175H143L142 173H141ZM160 175V174H159ZM59 176V175H58ZM59 176V177H60ZM88 176V175H87ZM98 177L99 178V180L101 181V179H100V177L98 176V175H95V177ZM135 176V175H134ZM75 177V178H76ZM85 177V176H84ZM83 177V178H84ZM94 177V176H93ZM94 177V178H95ZM112 177V176H111ZM113 177V178H114ZM117 177V176H116ZM121 177V176H120ZM119 177V178H120ZM136 177H134V178H136ZM149 177H150V175H149ZM160 177V176H159ZM24 178H27L28 179V182L24 179ZM53 178V179H52ZM61 178V177H60ZM85 178H87V177H85ZM93 178V179H94ZM110 178V177H109ZM108 178V180H112L113 178H111V179H109ZM118 177L117 178H114V179H119ZM122 178H123V176H122ZM125 178V177H124ZM123 178V179H124ZM153 178V177H152ZM20 179V180H19ZM21 179H24L25 181V183L24 182H21ZM63 179V178H62ZM64 179V180H65ZM67 179V180H68ZM72 179H74V178H72ZM104 179V178H103ZM102 179V180H103ZM131 179H129V180H131ZM150 179H151V177H150ZM155 179V178H154ZM17 180V181H16ZM61 180V179H60ZM63 180V181H64ZM76 180V179H75ZM79 180V181H80ZM86 180H88V179H86ZM94 180H97V179H94ZM94 180H92V181H94ZM104 180H107L106 178L104 179ZM107 180V181H108ZM120 180V179H119ZM122 180V179H121ZM120 180V181H121ZM124 180H126V179H124ZM153 180V179H152ZM16 181V182H15ZM57 181V180H56ZM62 181V180H61ZM73 181V180H72ZM76 181H78V180H76ZM76 181H75V183H76ZM78 181V182H79ZM83 181H84V179H83ZM82 181V182H83ZM99 181V182H100ZM107 181H105V182H107ZM149 181L150 180H148L147 182L149 183ZM187 181V182H186ZM36 182V181H35ZM45 182V181H44ZM51 182V183H52ZM66 182V181H65ZM77 182V183H78ZM87 182V181H86ZM86 182H83V183H81V184H84V183H86ZM98 182V181H97ZM95 183V185L96 184H98V183ZM102 182H104V181H102ZM104 182V186H105V183ZM115 182H117V180L115 181ZM128 182V181H127ZM133 182V181H132ZM157 182V181H156ZM159 182V181H158ZM157 182V183H158ZM38 183V182H37ZM40 183V182H39ZM46 183H47V185H49L48 184V181H46ZM50 183V182H49ZM61 183V182H60ZM90 183H92V182H90ZM90 183H88L89 185H90ZM108 183V182H107ZM110 183V182H109ZM108 183V184H109ZM112 183H114L113 181H112ZM123 183V181H121V183L120 184H122ZM152 183V182H151ZM66 184V183H65ZM73 184H74V182H73ZM81 184H79L80 186L79 187H81V189H82V186H81ZM102 184V183H101ZM117 184H118V186H119V183L117 182ZM116 184V185H117ZM144 184V186H145V182L143 183ZM143 184H141V187L143 186ZM37 185H39V184H37ZM41 186V188H42V190H43V184H40ZM47 185H46V187H47ZM52 185V184H51ZM50 185V186H51ZM75 185V184H74ZM89 185H88V187H89ZM92 185V184H91ZM94 185V186H95ZM103 185V184H102ZM101 185V186H102ZM110 185H111V183H110ZM113 185V184H112ZM116 185H113L114 186V188L116 187ZM123 185V184H122ZM122 185H120V186H122ZM128 185L129 184H127V188H128ZM155 186L157 185V184H154ZM182 185H184V186H186L185 184H182ZM12 186V187H11ZM29 186V185H28ZM69 186V185H68ZM67 186V187H68ZM84 187L86 186V185H83ZM97 186V185H96ZM96 186H95V188H96ZM108 186V185H107ZM107 186H106V188H107ZM113 186H112V191L111 192H113V193H115L114 192V190H113ZM124 186L125 185H123V188H124ZM132 186V185H131ZM144 186H143V188H144ZM146 186H148L147 185V183H146ZM145 186V187H146ZM157 186H159V185H157ZM93 186H91V188L89 187V189H93L92 188ZM99 187H100V184H99ZM99 187H97L98 189H99ZM135 187V186H134ZM138 187H140V186H138ZM9 188V189H8ZM30 188V187H29ZM28 188V189H29ZM33 188V187H32ZM34 188H36V186H34ZM33 188V189H34ZM39 188V187H38ZM50 188V187H49ZM63 188V187H62ZM94 188V189H95ZM100 188H102L103 189V187H100ZM110 188V187H109ZM126 188V187H125ZM131 188H133V186L131 187ZM137 188V187H136ZM136 188H134L135 190H136ZM147 188H149V187H147ZM146 188V189H147ZM154 188H156V187H154ZM158 188V187H157ZM180 188V187H179ZM178 188V189H179ZM181 188L183 189V187L181 186ZM17 189V190H18ZM46 188H44V190H45ZM51 189V188H50ZM88 189V188H87ZM86 189V187L84 188V191L85 190H87ZM93 189V190H94ZM119 189H120V187H119ZM145 189V188H144ZM144 189L142 190V192L144 191ZM150 189V188H149ZM153 189V188H152ZM182 189H181V191H182ZM184 189H186V188H184ZM183 189V190H184ZM188 189H187V191H188ZM4 190V189H3ZM3 190L1 191V193L0 194H2V192H3ZM16 190V191H17ZM24 190V189H23ZM29 190H31V188L29 189ZM78 190H80V188H77V190L76 191H78ZM92 190V191H93ZM97 190V189H96ZM101 190V189H100ZM100 190H98L99 192H100ZM109 190H111V188L109 189ZM108 190V192H110ZM116 190V189H115ZM118 190V189H117ZM121 190V189H120ZM120 190H118V191H120ZM128 190V189H127ZM127 190H126V192H127ZM130 190V189H129ZM132 190V189H131ZM134 190V191H135ZM148 190V189H147ZM159 190H160V188H159ZM177 190V189H176ZM175 190V191H176ZM5 191V190H4ZM13 191V190H12ZM33 191H35V190H33ZM38 191H40V189L38 190ZM67 191V190H66ZM70 191V190H69ZM95 191V190H94ZM93 191V192H94ZM104 191V190H103ZM138 191V190H137ZM155 191V190H154ZM157 191V190H156ZM175 191H174V193H175ZM187 191H186V194H187ZM6 192V191H5ZM8 192V191H7ZM43 192V191H42ZM45 192H48V193H50L49 192V189H48V191H45ZM97 192V191H96ZM121 192V191H120ZM122 192H124V190H122ZM122 192H121V194H122ZM125 192V195H123V196H125L126 197V193ZM129 193L128 194H130V191H128ZM133 192V191H132ZM131 192V193H132ZM145 192H147V191H144V195L146 194ZM148 192H149V190H148ZM148 192H147V194H148ZM176 192H180L179 190L178 191H176ZM10 193V192H9ZM78 193H80V192H78ZM77 193V194H78ZM83 193V192H82ZM86 193H87V191H86ZM106 193V189H105V192L103 193L102 192V195L103 194H105ZM113 193L111 194H109L110 196L111 195H113ZM118 193V192H117ZM141 193V192H140ZM140 193H138L139 195H140ZM173 193V192H172ZM181 193V192H180ZM179 193V194H180ZM39 194H40V192H39ZM43 194V193H42ZM75 194H76V192H75ZM76 194V195H77ZM85 194V193H84ZM95 194H97L98 195V192L97 193H95ZM133 194V193H132ZM134 194H136L135 192H134ZM143 194V193H142ZM176 194V193H175ZM184 194V193H183ZM182 194V195H183ZM5 195H6V193H5ZM34 195V194H33ZM45 195H47L46 193H45ZM75 195V196H76ZM100 195V194H99ZM98 195V196H99ZM108 195V196H109ZM115 195H116V193H115ZM122 195L119 197V198H122ZM131 195V194H130ZM137 195V194H136ZM135 195V196H136ZM173 195V194H172ZM171 195V196H172ZM178 195V194H177ZM185 195V194H184ZM9 196V195H8ZM37 196V195H36ZM97 196V197H98ZM101 196V195H100ZM107 196V197H108ZM117 196H118V194H117ZM117 196H115V197H117ZM127 196H129V195H127ZM152 196V195H151ZM150 196V197H151ZM174 196V195H173ZM179 196V195H178ZM180 196H181V194H180ZM40 198H41V194H40V196H39ZM43 197V196H42ZM79 197V196H78ZM82 197V196H81ZM102 198L101 199H103V196H101ZM104 197H106L105 195H104ZM115 197H114V200H118V199H115ZM124 197V198H125ZM131 197H132V195H131ZM140 197V196H139ZM139 197H137L136 199H139V201H143V202H145L146 201V199L147 198H145V200H143V198L142 199H140ZM141 197H142V195H141ZM149 197V198H150ZM183 197V196H182ZM3 197L1 196V198L0 199H2ZM23 198V197H22ZM38 198V197H37ZM40 198H38L39 200H40ZM71 198V197H70ZM69 198V199H70ZM77 198V197H76ZM84 198H85V196H84ZM118 198V197H117ZM148 198V199H149ZM170 198V197H169ZM178 199L179 197H175V199ZM186 198V196L185 197H183L182 199H185ZM6 199H7V197H6ZM50 199H51V197H50ZM71 199H73V201H75V203H77V202H79L80 201V198H77V199H79V201H77L76 202V200L74 199V197L73 198H71ZM108 199V198H107ZM106 198L104 199V200H107ZM133 199V198H132ZM134 199H135V197H134ZM151 199V198H150ZM174 199V200H175ZM182 199H179L178 201H181ZM187 199V198H186ZM4 200V203H5V198L3 199ZM25 200V199H24ZM42 200H43V198H42ZM42 200H40V201H42ZM83 198H82V201L81 202H79V204L77 203V205H80V203H82L83 202ZM87 200V199H86ZM120 200L121 199H119V204L121 205V203H120ZM122 200H125V199H123L122 198ZM128 200H129V198H128ZM131 200V199H130ZM130 200H129V202H130ZM155 200V199H154ZM159 200H157V201H159ZM166 200H168L167 198H166ZM171 200H172V198H171ZM2 201V200H1ZM8 201V200H7ZM38 200L36 199L34 202L36 203ZM39 201V202H40ZM53 201V200H52ZM67 201H70V200H67ZM85 201V200H84ZM108 201H109V199H108ZM150 200H147V202H148V204L147 205H149V202ZM152 201V200H151ZM177 201V200H176ZM175 201V202H176ZM177 201V202H178ZM186 201H185V203H186ZM18 202V201H17ZM33 202V203H34ZM105 201H103V203H104ZM111 202V201H110ZM114 202V201H113ZM137 202V205L138 206H140L139 205V203H141V202H138V201H136ZM135 202V203H136ZM161 202H159V203H161ZM171 202H173V200L171 201ZM175 202H173V203H175ZM182 202V201H181ZM1 203V202H0ZM22 203V202H21ZM48 203V202H47ZM52 203V202H51ZM68 203V202H67ZM70 203V202H69ZM87 203V202H86ZM96 203V202H95ZM107 203V202H106ZM126 204H127V202H125ZM131 203V202H130ZM133 203H134V201H133ZM132 203V204H133ZM133 204L131 207H132V210H133V207H136L137 205L136 204ZM164 203V205L167 203V201H166V203L165 202H163ZM162 203V204H163ZM169 203V202H168ZM180 203V202H179ZM179 203H177V204H179ZM14 204V203H13ZM18 204V203H17ZM31 204V203H30ZM43 204V203H42ZM50 204V203H49ZM64 204V203H63ZM73 204H74V202H73ZM72 204V205H73ZM98 204V203H97ZM97 204H95V206H97ZM114 204H117V203H114ZM143 203H141V205H142ZM153 204H155L154 202H153ZM12 205V204H11ZM26 205V204H25ZM29 205V204H28ZM40 205V204H39ZM104 205V204H103ZM106 205V204H105ZM104 205V206H105ZM107 205H109V204H107ZM107 205H106V207H107ZM123 205V204H122ZM125 205V204H124ZM131 205V204H130ZM144 205V204H143ZM152 205V204H151ZM169 205H172V204H169ZM174 205V204H173ZM181 205V204H180ZM30 206V205H29ZM41 206V205H40ZM64 205H62V206H60V205H58V207H60V211H59V209L57 210V212L59 211V212H61V207H63ZM74 206H75V204H74ZM73 206V207H74ZM94 206V205H93ZM114 206V205H113ZM160 206H162V205H160ZM176 206V205H175ZM179 206V205H178ZM189 206V205H188ZM189 206V207H190ZM195 206V205H194ZM57 207V206H56ZM55 207V208H56ZM66 207V205L64 206V208ZM69 207V206H68ZM78 207V206H77ZM83 207V206H82ZM92 207V206H91ZM98 207L100 208L99 210L101 211V207H100V205L98 204ZM120 207V206H119ZM118 207V208H119ZM122 207V206H121ZM120 207V208H121ZM124 208H126V207H128V205H126V207L125 206H123ZM143 208H149V207H151V206H147V207H144V206H142ZM166 207H168V205L166 206ZM180 207V206H179ZM179 207H177V208H179ZM184 206H182V208H183ZM9 208V207H8ZM7 208V209H8ZM13 208H15V207H13ZM90 208V207H89ZM108 208H109V206H108ZM111 208V207H110ZM115 208V207H114ZM152 208V207H151ZM153 208H154V206H153ZM155 208H156V206H155ZM154 208V209H155ZM160 208H162V207H159V209ZM169 208V207H168ZM167 208V209H168ZM52 209V208H51ZM50 209V210H51ZM84 209V208H83ZM96 209V208H95ZM98 209V208H97ZM113 209V208H112ZM112 209H107V210H112ZM116 210H112L111 211V214L113 213V211H115V213H116V211L117 210H119V209H117V208H115ZM126 209H128L129 210V208H126ZM164 209H165V207H164ZM172 207L170 208V210H168L169 212H168V214L171 212V213H173L174 212V210L172 209ZM175 209H176V207H175ZM184 209H186V208H184ZM6 210V209H5ZM33 210V209H32ZM39 210V209H38ZM56 210H54V211H56ZM67 210V209H66ZM72 210V209H71ZM98 210V211H99ZM102 210H103V207H102ZM135 210V209H134ZM137 210H139V209H137ZM144 210L145 209H143L142 210V212H144ZM147 210V209H146ZM157 210V209H156ZM156 210H154V211H156ZM163 210V209H162ZM162 210L160 209V211L162 212ZM178 210V209H177ZM193 210V209H192ZM68 211V210H67ZM70 211V210H69ZM127 212V210H124V213H125V215L127 216V213H129V211ZM136 211V210H135ZM135 211L133 212L134 214H135V216H136V214L138 215L139 213H135ZM141 211V210H140ZM139 211V212H140ZM150 211H151V209H150ZM150 211L148 210V211H145V213H143V215H145L146 213H147V216L149 215V213H150ZM153 211V212H154ZM173 211V212H172ZM12 212V211H11ZM49 212V211H48ZM71 212V211H70ZM94 212H97V211H93V213ZM107 212V211H106ZM105 212V213H106ZM118 212V211H117ZM122 210H121V214H122ZM130 212H131V210H130ZM138 212V211H137ZM149 212V213H148ZM157 213H158V210L156 211ZM155 212V214H157ZM160 212V213H161ZM163 212H165V214H166V209H165V211L163 210ZM186 212V211H185ZM185 212H183V213H181V215H183V214H185ZM36 213V212H35ZM53 214H54V217H55V212H52ZM51 212H50V214H52ZM64 213V212H63ZM63 213H62V215H60L59 213H56V215L58 214L60 217L61 216H63ZM77 213V212H76ZM88 213V212H87ZM104 213V212H103ZM105 213H104V215H105ZM115 213H113L112 215H114ZM124 213H123V215H124ZM132 213V215H134ZM26 214V213H25ZM47 214V213H46ZM49 214V215H50ZM52 214V215H53ZM65 214H67L66 212H65ZM99 214H100V212H99ZM110 214V215H111ZM129 214H131V213H129ZM154 214V213H153ZM154 214V215H155ZM162 214H164V213H161V215ZM187 214V213H186ZM189 214V213H188ZM195 213H193V215H194ZM5 215V214H4ZM20 215V214H19ZM22 215V214H21ZM41 215V214H40ZM52 215H50L51 217H53ZM89 215V214H88ZM90 215H92L91 213H90ZM96 215H98L97 213H96ZM103 215V214H102ZM108 215V213L105 215V216H107ZM109 215V216H110ZM111 215V216H112ZM116 215V214H115ZM113 216L112 218H114V217H116L117 218V216L118 217H120L121 215H120V213H118L116 216ZM140 215V214H139ZM143 215H141V216H143ZM173 215V214H172ZM171 214H170V216H172ZM174 215H176V214H174ZM9 216V215H8ZM17 216V215H16ZM16 216H15V218H16ZM50 216H46L47 218H51ZM59 216H57V217H59ZM65 216V215H64ZM63 216V217H64ZM126 216H125V220L123 219L124 218V216H123V218L121 219L122 221L121 222H123V220H124V222H123V227H124V223H125V221H126ZM131 216V215H130ZM135 216H134V218H135ZM151 216V215H150ZM157 216L158 215H156V219H157V221L159 222L160 221V219H159V217L157 218ZM164 217H165V219H166V221H167V216H165V215H163ZM169 216V215H168ZM4 217V216H3ZM33 217V216H32ZM53 217V218H54ZM60 217H59V219H60ZM89 217V216H88ZM92 217H93V215L89 218V219H91L92 220ZM122 217V216H121ZM133 217V216H132ZM131 217V218H132ZM144 217H146V216H143V218ZM152 217L153 218H155L153 215H152ZM161 217V216H160ZM7 218V217H6ZM25 218V217H24ZM44 218V217H43ZM52 218V219H53ZM70 218H73V216L72 217H70ZM104 218V217H103ZM101 219V217L99 218V219H101V220H103V221H101V225H103V223L102 222H107L108 220V218H106V221H105V218L104 219ZM111 218V217H110ZM148 218V217H147ZM147 218L146 219H144V221L145 220H147ZM150 218V217H149ZM163 218V217H162ZM161 218V219H162ZM176 218H177V216H176ZM13 219H14V217H13ZM31 219V218H30ZM52 219H50V220H52ZM56 219V218H55ZM74 219V218H73ZM77 219V218H76ZM97 219H98V217H97ZM115 219V218H114ZM113 219V220H114ZM137 219H138V217H137ZM140 219V218H139ZM142 219V218H141ZM140 219V220H141ZM151 219V218H150ZM149 219V220H150ZM165 219L163 218V220H164V222H163V224L165 223V229H166V224H167V222H169V220L166 222L165 221ZM189 219V218H188ZM21 220V219H20ZM23 220V219H22ZM36 220V219H35ZM45 220V219H44ZM44 220H41L40 222H42V221H44ZM54 220V219H53ZM91 220H89V221H87V222H89V224H90V222H91ZM118 220H120V219H118ZM117 219H116V221H118ZM134 220H136V218L134 219ZM139 220V221H140ZM153 220V219H152ZM190 220V219H189ZM0 221H1V219H0ZM14 221H15V219H14ZM83 221H84V219H83ZM110 221V220H109ZM111 221H112V219H111ZM110 221V222H111ZM127 221H129V219H127ZM130 223L132 224V221H133V218H132V220L130 219ZM157 221H156V223H157ZM177 221V220H176ZM175 221V222H176ZM3 222V221H2ZM19 222V221H18ZM45 222H46V220H45ZM45 222H42V223H44L45 224ZM69 222V221H68ZM98 222V221H97ZM109 222V223H110ZM135 223H137L136 221H134ZM142 222V221H141ZM173 222H174V220H173ZM20 223V222H19ZM34 223V222H33ZM42 223H37L39 226H40V224H41V226H43L44 224H42ZM82 223V225L84 224L85 225V223H83V222H81ZM94 223V222H93ZM104 223V225H106ZM113 222H111V224H112ZM116 223V222H115ZM118 223H120V222H118ZM127 223V222H126ZM126 223H125V225H126ZM130 223L129 224H127V225H129L130 226ZM145 223V222H144ZM147 223H148V221H147ZM154 223V222H153ZM152 222H150V224H153ZM160 223V222H159ZM176 223H179V222H176ZM175 223V224H176ZM195 223V222H194ZM36 224V225H37ZM46 224H50V223H46ZM76 224V223H75ZM79 224V223H78ZM88 224V223H87ZM89 224L87 225V227L89 226ZM98 225L100 224V223H97ZM117 224V223H116ZM122 224V223H121ZM137 224H139V223H137ZM143 224V223H142ZM141 223H140V225H142ZM150 224H147V225H149L150 226ZM161 224V223H160ZM163 224H162V227H164L163 226ZM169 224V223H168ZM167 224V225H168ZM20 225V224H19ZM33 225V224H32ZM48 225L46 226L47 228H48ZM52 225H54V223L52 224ZM67 225V224H66ZM65 225V226H66ZM72 225V224H71ZM84 225H83V227H84ZM92 225V224H91ZM100 225V226H101ZM134 225H136V224H134ZM134 225H132L133 227H134ZM146 224H145V230H148L149 229V227L147 226ZM16 226V225H15ZM39 226H38V228H39ZM50 226H51V224H50ZM121 226V225H120ZM120 226H118L117 227V225H116V229L118 228V232H119V227ZM157 226H160V225H157ZM171 226V225H170ZM169 226V227H170ZM172 226H176V225H173L172 224ZM172 226H171V228L169 229L170 231H171V229H174V228H172ZM178 226V225H177ZM179 226V227H180ZM212 226V233H213V231H214V235L218 238L219 237V239H220V242L218 243L217 242V244H215L214 245V249H211L213 246H212V244H210L211 242H212V239H214V238H216V237H213L214 235H211L212 237L210 238V236L208 237V236H204V235H206V229H209L210 230V227ZM14 227V226H13ZM19 227V226H18ZM44 227V226H43ZM43 227H41V228H43ZM53 227V226H52ZM96 227H97V225H96ZM127 227V226H126ZM125 227V228H126ZM148 227V228H147ZM156 227V226H155ZM179 227L178 228H176L175 230H177V229H179ZM208 227V228H207ZM4 228V227H3ZM16 228V227H15ZM37 228V227H36ZM69 228V227H68ZM71 229H72V227H70ZM100 228H104L105 229V227L103 226H101ZM107 228H109V227H107ZM106 228V229H107ZM115 228V227H114ZM122 228V227H121ZM141 228V227H140ZM49 229V228H48ZM77 229V228H76ZM83 230V232H84V234H85V232L87 231V230H85L84 231V228H82ZM87 229H89V228H87ZM96 229V228H95ZM124 229V228H123ZM131 229H134V228H132L131 227ZM130 229V227H129V230H131ZM156 229H158L157 227H156ZM167 229H168V227H167ZM167 229H166V231H167ZM32 230V229H31ZM31 230L29 231V233H31ZM35 230V229H34ZM34 230H32V231H34ZM45 230V229H44ZM98 230H99V228H98ZM110 230V229H109ZM126 231H128V232H130L128 229H125ZM149 230H151V229H149ZM160 230V231H159ZM159 230H157L158 231V233L160 232L161 233V227H160V229ZM186 230V231H185ZM28 231V230H27ZM37 231H39L38 229H37ZM43 230L41 229L40 230V232H42ZM48 231H52L51 229H49ZM55 231V230H54ZM60 231V230H59ZM72 231V230H71ZM74 231V230H73ZM120 231H121V229H120ZM132 231H134V230H132ZM136 231H137V228H136ZM139 231H140V229H139ZM139 231H137V232H139ZM153 231H155V228L153 229ZM183 231H185V234L183 233ZM246 231V232H247ZM9 232H11L10 230H9ZM9 232L8 231H6V232H2L1 234H0V239L2 240V239H6L9 235ZM19 232V231H18ZM23 232H25V231H23ZM39 232V233H40ZM45 232V231H44ZM53 232V231H52ZM56 232V231H55ZM67 232H68V230H67ZM100 232V231H99ZM104 232V231H103ZM135 232V231H134ZM141 232V231H140ZM140 232L138 233V234H136V235H138V236H140L139 234H140ZM163 232V231H162ZM169 232V231H168ZM168 232H167V234H168ZM173 232V231H172ZM174 232H176V231H174ZM174 232H173V235H175L174 234ZM179 232V231H178ZM211 232H209V233H211ZM12 233V232H11ZM11 233H10V236H11ZM43 233V232H42ZM74 233H75V231H74ZM73 233V235H77V233H75L74 234ZM87 233V232H86ZM90 233V232H89ZM98 233V232H97ZM121 233V232H120ZM126 234H127V232H125ZM124 233V234H125ZM149 233V232H148ZM151 233L153 234L154 232H152L151 231ZM24 234V233H23ZM45 234V233H44ZM53 235H55L54 233H52ZM67 234V233H66ZM65 234V235H66ZM72 234V233H71ZM95 234V233H94ZM121 234H123V233H121ZM120 234V236L119 237H122V235ZM123 234V235H124ZM125 234V236H127V235H129V233L126 235ZM131 234V233H130ZM151 234V235H152ZM163 234H165V232L163 233ZM167 234H165L164 236H165V238L167 237ZM19 235V234H18ZM21 235V234H20ZM19 235V236H20ZM27 235V234H26ZM29 235H32V234H29ZM37 235V234H36ZM50 235H51V233H50ZM68 235V234H67ZM72 235V236H73ZM75 235V236H76ZM83 234L81 233V235L80 236H82ZM96 235V234H95ZM94 235V236H95ZM101 235H104L103 233H102V231H101ZM133 236H131L132 237V239H133V237H134V239H135V234H132ZM135 235V236H134ZM150 235V236H151ZM155 235V234H154ZM162 235V234H161ZM169 235H170V233H169ZM168 235V236H169ZM5 236H7V237H5ZM44 236H46V235H43V237ZM49 236V235H48ZM47 236V237H48ZM71 236V237H72ZM74 236V237H75ZM156 236H158V235H156ZM163 236V235H162ZM170 236H172V234L170 235ZM248 236H246V237H248ZM16 237H18V236H16ZM15 237V238H16ZM22 237H24V236H22L21 235V237L20 238H22ZM37 237V236H36ZM46 237V238H47ZM54 237H57V236H54ZM53 236H52V239H51V244H49V242L48 241H46V243H45V241H44V247H46L48 244V247H50V245H52V243H53V241H55L56 239L54 238ZM68 237H69V235H68ZM71 237H69V239L71 238ZM77 237V236H76ZM83 237H85L84 235L82 236V238L81 239H83ZM86 237H88L87 235H86ZM92 237V236H91ZM101 237V240H100V238H99V241L101 242V241H103V239H102V236H100ZM104 237H106V236H104ZM119 237H117V238H119ZM128 237V236H127ZM126 237V238H127ZM131 237H129V238H131ZM137 237V236H136ZM143 236L141 235V237H138V238H142ZM151 237H153V236H151ZM155 237V236H154ZM184 237H188V238H185L184 239ZM14 238V237H13ZM20 238H18V239H12V240H9L8 238V240H6V242L7 241H10V242H8L9 244H6V246H4L3 247V245L1 244V242H0V248H1V246H2V248L0 249V264L4 261V260H7V259H4V256L8 253V249L10 248V247H12L16 242L17 243H19V241L21 242V239ZM25 238V237H24ZM31 238H33V236L31 237ZM34 238H35V236H34ZM39 238V237H38ZM67 238V237H66ZM96 238V237H95ZM125 237H124V239H126ZM128 238V240H130ZM156 238V240H157V237H155ZM158 238H159V236H158ZM170 238V237H169ZM10 239H11V237H10ZM20 239V240H19ZM26 239V238H25ZM36 239V238H35ZM34 239V240H35ZM40 239V238H39ZM44 238H42V240H43ZM54 239V240H53ZM73 239V238H72ZM87 239V238H86ZM107 240H108V238H106ZM123 239V238H122ZM122 239H121V243L123 242L122 241ZM137 239V238H136ZM135 239V240H136ZM152 239H154V238H152ZM160 239H161V237H160ZM163 239V238H162ZM170 239H172V237L170 238ZM4 240H2V241H4ZM28 240V239H27ZM33 240V241H34ZM38 240V239H37ZM47 240H49V239H47ZM92 240H95L94 238L92 239ZM96 240H97V238H96ZM105 240V239H104ZM127 240V241H128ZM139 240V239H138ZM143 240H144V238H143ZM150 240V239H149ZM156 240H154V241H156ZM189 240V239H188ZM190 240H189V242H190ZM205 240V239H204ZM203 240V241H204ZM209 240H210V242H209ZM247 240V241H246ZM32 241V240H31ZM41 241V240H40ZM59 241V240H58ZM66 241V240H65ZM64 240H62V242H65ZM71 241V240H70ZM83 241L84 242H86V240H85V238L83 239ZM88 241H90V240H88ZM120 241V238H119V240H118V243H120L119 242ZM159 240H157V242H158ZM176 240H174V242H175ZM48 242V243H47ZM68 242V241H67ZM66 242V243H67ZM76 242V241H75ZM81 242V241H80ZM79 242V243H80ZM100 242H98V243H100ZM106 242V241H105ZM130 241H128V243H129ZM136 242H137V240H136ZM143 242V241H142ZM141 242V243H142ZM163 242V241H162ZM172 243L173 241L171 240V241H169L168 240V243ZM191 242L189 243V244H191ZM194 242V243H193ZM200 242V241H199ZM202 242V241H201ZM201 242H200V244H201ZM41 243H42V241H41ZM58 243V242H57ZM56 243V244H57ZM64 244L63 246H65V245H67V244ZM74 243V242H73ZM95 243H97V242H95ZM113 243V242H112ZM120 243V244H121ZM126 243V242H125ZM125 243H122V244H125ZM127 243V244H128ZM132 243H133V240H132ZM141 243H140V246H141ZM145 243V242H144ZM144 243H142V244H144ZM147 243H149V242H147ZM151 243H152V240H151ZM150 243V244H151ZM165 243V242H164ZM183 243V242H182ZM184 243H185V241H184ZM183 243V244H184ZM187 243V242H186ZM197 243V242H196ZM205 243V244H206ZM215 243V242H214ZM45 244H47L46 246H45ZM75 244V243H74ZM81 244H82V242H81ZM80 244V245H81ZM88 244H90V243H88ZM101 244H102V242H101ZM131 244V242L129 243V245ZM136 244V243H135ZM150 244H148V245H150ZM153 244H155V243H153ZM156 244H158V243H156ZM163 244V243H162ZM167 244V243H166ZM177 244V241H176V243H172V244H170L169 245V247H168V245L167 246H165L164 244V246L162 245V247H166L165 249H163V250H165L164 252L163 251H161V252H159V253H161V254H159L158 256H156V258H157V260H156V258L154 257V255H157V253L156 254H154V255H152V253H149L150 255H151V257H152V260H153V263H154V260H156L157 262H160V263H158V264H161V262L162 261H166V262H168V261H171V262H175L174 264H182V263H186L187 261L189 262V260L190 259H188V258H186L188 255V253H190V251H191V253H192V250H194L193 248H192V250L190 249L188 252L187 251H184L183 253H181V252H179V251H177L175 248H177L176 246H179ZM182 244V245H183ZM191 244V245H192ZM199 244V243H198ZM199 244V245H200ZM240 244V243H239ZM16 245V244H15ZM29 245H30V243H29ZM37 245H38V242H37ZM55 245V244H54ZM80 245L78 246V244H77V246H78V248L80 247ZM83 245V244H82ZM82 245H81V247L79 248V249H81L82 248ZM86 244H84V246H85ZM92 245H94V243L93 244H91V247H92ZM96 245H98V244H96ZM96 245H94L95 247H92V250H94V249H96ZM107 245V244H106ZM115 245V244H114ZM147 245V246H148ZM182 245H181V247H182ZM186 245V244H185ZM184 245V246H185ZM188 245V244H187ZM195 245H197V244H195ZM203 245V244H202ZM208 245V246H209ZM258 245V246H257ZM28 246V245H27ZM31 246V245H30ZM43 246V245H42ZM58 246V245H57ZM83 246V247H84ZM87 246V245H86ZM89 246V245H88ZM116 246V245H115ZM131 246V245H130ZM130 246H129V248L128 249H130ZM138 246V244H136V245H133V247H137ZM143 247H144V245H142ZM146 245H145V248H146V250H147V247ZM154 246H156V245H154ZM154 246H151L150 245V247H153V248H150V249H148V250H156V248L157 247H155V249H154ZM158 247H159V245H157ZM203 246H205V245H203ZM207 246V245H206ZM206 246L203 248L204 250L203 251H205V250H207L206 249ZM207 246V247H208ZM18 247V246H17ZM91 247H90V256L92 255L91 253ZM99 247V246H98ZM118 247H119V245H118ZM121 248L122 247H124L123 245L122 246H120ZM180 247V248H181ZM189 247V246H188ZM196 247H198L199 248V246H196ZM195 247V248H196ZM254 247V246H253ZM54 248H56V247H54ZM54 248H52V249H54ZM64 248V247H63ZM88 249H89V247H87ZM86 248V249H87ZM94 248V249H93ZM111 248H114V246L113 247H111ZM117 248V247H116ZM139 248V247H138ZM145 248H143V250L145 249ZM185 248H186V246H185ZM189 248H191V247H189ZM202 248V247H201ZM232 248H234V246L232 245ZM11 249V248H10ZM21 249V248H20ZM27 249H28V247H27ZM44 249V248H43ZM43 249H42V251H43ZM49 249V248H48ZM52 249H50V250H52ZM65 249V248H64ZM86 249H83V250H86ZM137 249V248H136ZM136 249H134V250H136ZM141 250H142V247L140 248ZM161 249V248H160ZM177 251V252H179V253H181V256H179L178 254V256H179V258H178V256L176 257V258H178L177 259V261H172L175 257H172V255H170L171 256V260H168L166 257L168 256V258H169V255H167V254H169L172 250V254L173 255H175L176 253H175V250ZM177 249H179V248H177ZM228 249L230 250V251H228ZM250 250L252 249V248H249ZM248 249V250H249ZM34 250V249H33ZM44 250H46V249H44ZM50 250H49V252H48V254H49V256L48 257H44V259L46 258H49L50 257V254L52 253H50ZM98 250H100L99 248H98ZM112 250V249H111ZM118 250H119V248H118ZM124 250H126L125 249V247H124ZM139 250V249H138ZM137 250V251H138ZM158 251H159V249H157ZM162 250V249H161ZM181 250V249H180ZM185 250V249H184ZM186 250H187V248H186ZM196 250V249H195ZM194 250V251H195ZM222 250V251H221ZM224 250V251H223ZM6 251H7V253H6ZM48 251V250H47ZM46 251V252H47ZM87 251H86V253H87ZM96 251H97V249H96ZM95 250H94V253L96 252ZM108 251V250H107ZM110 251V250H109ZM127 251H129V254H131L130 253V251H133V250H127ZM145 251V250H144ZM157 251V252H158ZM194 251H193V253H194ZM197 251V250H196ZM200 251H201V249H200ZM252 251L254 252V250L252 249ZM45 252V251H44ZM44 252H40V253H42L41 255H42V260H43V253ZM45 252V254H47ZM77 252H78V249H77ZM85 252V251H84ZM83 252V253H84ZM119 252V251H118ZM124 253V251H121L120 253ZM153 252V251H152ZM174 252V253H173ZM185 252H186V254H185ZM205 252H207V251H205ZM258 252H260V251H258ZM40 253H39V256H41L40 255ZM71 253H73V252H71ZM81 252H79V255H81L80 254ZM120 253H119V256H120ZM126 253V252H125ZM135 253H137V252H135ZM143 253V252H142ZM141 253V254H142ZM146 253H147V251H146ZM196 253L197 252H195V254H193V256L194 257H196L197 255H196ZM198 253H200L199 252V250H198ZM204 253V252H203ZM238 253V252H237ZM245 253V252H244ZM264 253V252H263ZM5 254V255H4ZM10 254V253H9ZM8 254V255H9ZM47 254V255H48ZM70 254V253H69ZM107 254V253H106ZM109 254V253H108ZM115 254H117V253H115ZM129 254H127V255H129ZM145 254V253H144ZM171 254V253H170ZM206 254V253H205ZM207 254H210L209 253V251L207 252ZM206 254V255H207ZM221 254H220V256H221ZM246 254V253H245ZM253 255H254V253H252ZM251 254V255H252ZM260 254V253H259ZM262 254V253H261ZM7 255V256H8ZM13 255H14V253H13ZM27 255V254H26ZM32 255V254H31ZM72 255V254H71ZM74 255H75V253H74ZM84 255V254H83ZM83 255H82V257H83ZM94 255V254H93ZM110 255V254H109ZM109 255H107V256H109ZM127 255H126V257H127ZM133 255V254H132ZM192 255V254H191ZM190 255V256H191ZM196 255V256H195ZM200 255V254H199ZM204 255V254H203ZM218 255V256H217ZM224 255H225V253H224ZM238 255V254H237ZM242 255V254H241ZM250 255V256H251ZM12 256V255H11ZM39 256H36V257H39ZM85 256H87L86 254H85ZM95 256H98V255H94V256H92V257H89V258H92V261H93V259H96V257ZM103 256V255H102ZM112 256V255H111ZM115 257H117L116 255H114ZM114 256H112V258L114 257ZM130 257H131V255H129ZM134 256H136L135 254H134ZM139 256V255H138ZM137 256V257H138ZM142 256V255H141ZM141 256H140V258H141ZM176 256V255H175ZM223 256V255H222ZM247 256V255H246ZM255 256V255H254ZM254 256H252V257H254ZM259 256V255H258ZM34 257V256H33ZM32 257V258H33ZM95 257V258H94ZM106 257V256H105ZM124 257H125V255H124ZM133 257V256H132ZM144 257H146V259L148 260V258L150 257L149 255L148 256H146V255H144ZM144 257H142L143 259H144ZM151 257L149 258L150 260H151ZM192 257V256H191ZM198 257V256H197ZM207 257H209V256H207ZM211 257V256H210ZM7 258V257H6ZM21 258V257H20ZM31 258V257H30ZM69 258V257H68ZM86 258H88V257H86ZM98 258V257H97ZM101 258V257H100ZM107 258V257H106ZM111 258V257H110ZM118 258V257H117ZM117 258H115V260H117ZM128 258V257H127ZM139 258V257H138ZM141 258V259H142ZM154 258V259H153ZM173 258V259H172ZM202 259L203 258H205L204 256L203 257H201ZM227 258H229L228 256L226 257V259ZM231 258V260L234 262V264L236 263V264H239L238 262H239V260L240 259H242V258H240V257H233V256H231L230 257ZM240 258V259H239ZM34 259V258H33ZM70 259V258H69ZM84 259H85V257H84ZM84 259H82L83 261H84ZM99 259V258H98ZM97 259V260H98ZM109 259V258H108ZM107 259V260H108ZM123 261H122V263L123 264H125L124 262V260L125 259H123V258H121ZM136 257H134V259H129L130 261H136ZM141 259H138V261H140ZM142 259V260H143ZM186 259H188V260H186ZM201 259V260H202ZM207 259V258H206ZM216 259V258H215ZM223 259V258H222ZM225 259V258H224ZM225 259V260H226ZM248 259V258H247ZM259 259H261V258H259ZM263 259V258H262ZM262 259H261V262L260 261H256L255 262V258L253 259L254 260V262H255V264H264V259H263V261H262ZM35 260V259H34ZM40 260V258H38V261ZM52 260V259H51ZM71 260V259H70ZM76 261L77 259H73V261ZM82 260H80V261H82ZM101 260V259H100ZM104 260H105V258H104ZM103 260V261H104ZM114 260V261H115ZM119 260H120V258H119ZM118 260V261H119ZM149 260V261H150ZM151 260V261H152ZM185 260H186V262H185ZM191 260H192V258H191ZM194 260V259H193ZM192 260V261H193ZM199 260V259H198ZM208 260H209V258H208ZM207 260V261H208ZM25 261V260H24ZM31 261H32V259H31ZM30 261V262H31ZM41 261V260H40ZM43 261H45V260H43ZM56 261V260H55ZM73 261H72V264H74L73 263ZM80 261H76L77 263L78 262H80ZM81 262V263H84V264H86L87 262H90L91 261V259H90V261H86L85 260V262ZM96 260H94V262H95ZM110 261H111V259H110ZM113 261V262H114ZM150 261V264H153L152 262ZM195 261H196V258H195ZM200 261V260H199ZM199 261H198V263H199ZM203 261V264H205L204 263V261H206V260H202ZM201 261V262H202ZM210 261V260H209ZM218 261H219V259H218ZM229 261V260H228ZM242 261H243V259H242ZM251 261V260H250ZM5 262V261H4ZM29 261H28V263H30ZM33 262V261H32ZM34 262H36V260L34 261ZM46 262V261H45ZM97 263H98V261H96ZM95 262V263H96ZM102 262V261H101ZM109 262V261H108ZM119 262H121V260L119 261ZM119 262H118V264H119ZM143 262V261H142ZM170 262V263H171ZM191 262V261H190ZM189 262V263H190ZM200 262V263H201ZM222 262H223V260H222ZM225 262H227V261H225ZM224 262V263H225ZM231 262V261H230ZM230 262H229V264H230ZM253 262V261H252ZM7 263V262H6ZM19 263V262H18ZM27 263V264H28ZM38 263V262H37ZM44 263V262H43ZM42 263V264H43ZM104 263H106L105 261H104ZM116 263V262H115ZM122 263H120V264H122ZM127 263V262H126ZM134 263H138V262H134ZM144 263V262H143ZM149 263V262H148ZM169 263V262H168ZM198 263H195V264H198ZM208 263H210V262H208ZM242 262L240 261V264H241ZM33 264V263H32ZM38 264H41V262H39ZM70 264V263H69ZM76 264V263H75ZM88 264H91V263H88ZM93 264V263H92ZM111 264H114V263H111ZM128 264V263H127ZM141 264V263H140ZM145 264V263H144ZM157 264V263H156ZM165 264V263H164ZM172 264V263H171ZM188 264V263H187ZM202 264V263H201ZM211 264V263H210ZM219 264H221L220 263V261H219ZM231 264H233L232 262H231Z\"/></svg>",
  "mask_w": 264,
  "mask_h": 264
},
{
  "label": "rangeland",
  "instance_id": "obj_2",
  "mask_svg": "<svg viewBox=\"0 0 264 264\" xmlns=\"http://www.w3.org/2000/svg\"><path fill=\"white\" fill-rule=\"evenodd\" d=\"M5 1V2H4ZM9 1H11V2H9ZM37 1H39V0H16V2L18 3H21V4H24L25 6H27L28 7V5H29V7H35L34 9H31V16H33L32 14H34V13H36V12H38V14H40L41 15V12L43 13L41 16H38V17H34V20H32V21H30L31 20V16L30 17H25V18H23L22 20L21 19H18V20H14V21H12V22H9V23H6V25H0L1 26V29H2V27H5L6 29H8V30H11V31H16L17 32V30H18V32H20V33H24V34H27L28 35V39H26V40H24V42L23 41H21V40H19L18 41V43H19V45H18V47L16 46L18 43H16L15 44V46L13 47V49H15V51L13 50V52L14 53H11L12 52V50H11V52L9 51V54H13V56L15 57L14 59H15V61L12 59V62H9V64H8V66L6 67V68H4V70H6V69H8V72H11V70L13 71V69H10V67L11 68H14V70L16 69V68H19V65L21 64V66H20V69H21V71H22V68H27L28 66H34L33 65V63L34 64H36V62H39L40 60H49L50 58H49V56L47 55L48 53L50 54V53H52V54H56L57 53V56L61 59V61H62V64H63V66L66 68H68V69H70V68H72V69H77V71H79V68L81 69L82 68V70H83V68H87L89 65H92V63L94 64V68H92V66H89L87 69H85L84 71L86 72H88L89 70H91V69H93L91 72L89 71V76L90 77H95L96 75L98 76L99 74H101V72H104L103 70H107L108 68H110L112 65H113V63L115 62V60L117 61V58L118 59H120L119 57H121L122 58V55H123V53L125 52L126 53V50H127V52L128 53H130L129 51V49L130 48H132L131 46H133V47H135L134 46V44H138V45H136L137 47H135V49H139V48H143L144 46V44H145V46H147V45H150L154 40H155V38H157V36H159V35H161L162 34V32L163 31H160L161 30V28L162 27H164V26H167V24L169 25V26H176V25H180L181 23H182V21L184 22V23H188L189 22V19L192 17V16H194L193 14L195 13V15H199V14H202V13H204L205 12V10H207V8H208V10L205 12V13H207L208 11H211L210 9H216V7H218V4L217 3H215L214 1H212V0H209L208 2H205V3H207L209 6H207V4H204L203 5V7H201V4H200V8L198 7V8H195L194 6L192 7V6H190V7H188L187 5L185 6L184 4V2L183 1H181V3H180V1L178 2V1H175V0H162L161 2H160V0L158 1H156V0H152L151 2H152V5H153V3H154V5H153V7L151 6V3H150V0H133V2H131V1H128V3H126L127 1L125 0V2H124V0H122V1H119V0H114V1H110V0H102V1H98V0H94V3L93 4H90V6H88V7H90V8H88L87 9V11H91V12H89V13H91V14H87L86 12H85V14H83L82 12V14L80 15V10H79V7L86 1V0H80V1H83V2H80L79 3V1L78 0H48L49 2L48 3H46L45 4V7H44V4H36L37 3ZM54 1V2H53ZM62 1V2H61ZM225 3L227 2H229L230 4H232V3H238V1L239 0H234V2H233V0H223ZM241 1V0H240ZM2 2V5L0 6L1 8H0V13H1V11H3L4 9V11H7L8 10V12H9V15L11 14V13H13V12H11L12 11V9L14 8V1H12V0H0V3ZM100 4V6L99 5H97L98 3ZM102 2H104V3H102ZM113 2H114V4H113ZM131 2V3H130ZM134 2H135V4H134ZM136 2H139V3H136ZM143 2V3H142ZM150 3V4H148V3ZM158 2V3H157ZM173 2V3H172ZM5 3V4H4ZM39 3V2H38ZM58 3V4H57ZM69 3V4H68ZM77 3V4H76ZM102 3V4H101ZM109 3V4H108ZM142 3V4H141ZM179 3H180V6H179ZM211 3V4H210ZM226 3V4H227ZM32 6H31V5ZM36 4V5H35ZM54 4V5H53ZM68 4V5H67ZM74 4V5H73ZM108 5L107 7L105 6V5ZM182 4V5H181ZM226 4H225V6H226ZM35 5V6H34ZM39 5V6H38ZM79 5V6H78ZM110 5H112L111 7H110ZM127 5V6H126ZM132 5V6H131ZM168 5V6H167ZM175 6L176 5V7H178V8H176V7H173V6ZM183 5L185 6V7H183ZM206 5V6H205ZM211 5V6H210ZM213 5V6H212ZM40 6H41V8H40ZM103 6V7H102ZM121 6V7H120ZM132 7V9H131V7ZM137 6V7H136ZM140 6V7H139ZM148 6V7H147ZM181 6L183 7V9L182 10H180L181 9ZM215 6V7H214ZM219 6H220V4H219ZM232 6H233V8H232ZM234 6L235 5H228V9H229V12L230 13H232L233 11H235V12H238V11H240L239 9H237V7L235 6V8H234ZM99 7V8H98ZM102 7V8H101ZM119 7V8H118ZM125 7H126V9H125ZM135 7V8H134ZM141 7H144L143 9H141ZM147 7V8H146ZM155 7V8H154ZM157 7V8H156ZM169 7V8H168ZM180 7V8H179ZM186 7H188V8H186ZM209 7H210V9H209ZM214 7V8H213ZM4 8V9H3ZM124 8V9H123ZM139 8V9H138ZM164 8H166V9H164ZM184 8H186V9H190V8H192V10L195 8V9H197L196 10V12L200 9V10H202V12L201 13H199L200 11H198V14L195 12V9H194V11L192 12V10L190 9L189 11H187L186 9L184 10ZM7 9V10H6ZM36 9V10H35ZM50 9V10H49ZM99 9V10H98ZM138 9V10H137ZM148 9H150V10H148ZM159 9V10H158ZM233 9H236V10H233ZM33 10V11H32ZM35 10V11H34ZM67 10V11H66ZM78 10V11H77ZM142 10V11H141ZM149 13V15H148V13L146 12V11ZM173 10H175L174 12L175 13H177V12H179V13H181L182 11L184 12L185 11V16L186 17H179V16H177V18L175 17V20H174V18H172V20H170V19H166L167 20V22L165 21V19H163V18H160L159 16H157V19H158V21L157 20H155L156 18V15L158 14V13H160V12H165V11H173ZM203 10H204V12H203ZM212 10V11H213ZM231 10V11H230ZM233 10V11H232ZM125 11H127V12H125ZM191 11V12H190ZM158 12V13H157ZM174 12H172V13H174ZM188 12H189V14H188ZM157 13V14H156ZM178 13V14H179ZM188 14V17H187V14ZM192 13V14H191ZM73 14V15H72ZM77 14V15H76ZM80 16H79V15ZM101 14V15H100ZM137 14H139V15H137ZM147 14V15H146ZM191 14V15H190ZM35 15V14H34ZM72 15V17H70ZM89 15H91L92 17H94L93 19H92V17H91V19H90V17H88V18H84V17H86V16H89ZM135 15H136V17H135ZM146 17H145V16ZM153 15H154V18H152L153 17ZM43 16V17H42ZM67 16V17H66ZM70 18H72L71 19V21H69V20H67V22H66V18L67 19H70ZM82 16H84V17H82ZM109 16V17H108ZM140 16V17H139ZM142 16H144V17H142ZM147 16H148V18H150V19H148L147 18ZM41 17V19H39ZM79 17V22H78V20L76 19V18H78ZM81 17V18H80ZM127 17V18H126ZM134 19H133V18ZM144 19H142V18ZM30 18V19H29ZM47 18V19H46ZM97 18V19H96ZM102 18V19H101ZM106 18V19H105ZM140 18V19H139ZM178 18H179V20H178ZM243 18V17H242ZM252 18V17H251ZM250 18V21L249 22H245V24L243 23V24H238L239 25V27L240 28H238V25H231L232 27H231V29H230V27H229V25H226V24H228L227 22L226 23H217V22H215L214 24H212L213 26V31H215V32H212V33H214V36H213V34L211 33V30L212 29H210V34L208 33V34H206L205 36L203 35H201L200 33L198 34V36L196 35L197 33H198V30L199 29H196V31L194 32H191V33H193L192 34V36L194 35H196L195 37L193 36V37H191L190 35H191V33L188 35V37H191V39H188V37H187V35L184 37V41L182 42L184 45H186V46H190L189 47V49H191L190 51L192 52L193 51V49L195 48L196 49V47H200V45H201V43H202V45H205L206 44V42L208 43L209 42V40H210V38H215V39H217L218 40V38H219V42H220V48L221 47H225V48H219V50H218V48L215 50H209L207 47L205 48V50L203 49V51L201 52V54H199L198 53V55L197 56H203L202 57V59H204V58H206V60L204 61V65L206 64L205 62H207L208 61V58H209V63L208 64H206V66L204 67V65H202L203 66V68H201L202 70H203V72L204 71H206V72H209V73H206L205 75H204V77H202V78H204L203 80H199V78L198 77H196V80H193L194 78H195V76L197 75V74H200V73H203L202 72V70L200 69V67H201V65L198 67V69L197 68H192V67H196V66H198L197 64L195 65L194 63H192V62H194V60L193 61H191L190 62V64L192 65H190V64H187L186 66H184L182 69L183 70H179V71H176L175 73H174V75L172 76H170V77H173L172 79H174V77H175V75L177 76V74H178V76L179 77H181V79L180 78H177V77H175V78H177L176 80L177 81H179V83L176 81V80H174V82L173 83H175L174 85H171V84H164V85H166L167 86V89H166V92H165V89H164V91H161V92H158L157 91V89H156V91H154V89H152L151 87H150V85H149V82H150V80L151 79H149L150 78V76H151V74H148V75H146V76H144L145 77V79L146 78H148L149 79V81L147 82V80L148 79H146V82H145V79H144V77H143V84L145 85H148L149 86V88H150V90L149 89H147V90H141L140 91V94H139V96L141 97L144 93V95H145V97H143V98H138L137 96H138V92L136 93V95L134 96V95H130L129 97V99H128V95H125V93H124V91H125V89H124V86H125V84H124V86H123V82H124V80H129L130 79V75H131V78L133 77V73H135L136 72V74H134V77L137 75V72L139 71V69H141L142 68V62H140V63H137V65H136V63H134L133 65L132 64H130L129 66H128V70H127V73H126V75L127 76H122L123 77V79L121 80V81H123V82H121L122 84H120V86H122V88L124 89L123 90V93H120V92H122V91H118V90H122V89H119L118 87H120L119 86V82H118V85H116V86H113L112 87V90L113 91H111V88H109V89H107V90H109V91H105V94L104 95H102L101 97H99V98H96V99H93L94 101L93 102H95L94 104H95V106L94 107H92V109H90V106H89V109L87 108V109H85L86 110V113L88 114L87 115V117H85V121H83V126H82V122L81 121H79V125L77 124V127L75 128V129H73V130H71V132L69 131V132H66L67 133V139H65L66 141H67V144H66V141H64V140H62V141H64V144L66 145V146H61V145H63L61 142H59V143H61L60 144V147H63L62 148V150H64V151H68L69 149V151L68 152H71V150L72 151H74L77 147L75 146V144L77 145V146H83L84 148H88V149H90L91 151H93V152H97V154L96 155H98L99 154V157H100V159L98 158V157H96L95 158V160L96 159H98V160H94L95 162H93L94 164H91L90 165V167H89V169H88V165L91 163V161H89V163H88V161H86L85 162V165H87V166H85V168H83L82 170L80 169V167L78 168L77 167V165H76V167H75V165L74 164H69V165H67V166H65L63 169H62V174H61V176H60V174H55V177H53V178H55V180L53 179V182H52V180H48V179H45V180H43L42 182L41 181H39V180H33L32 182H28V179L27 178H24L27 182H28V184L26 185V187L25 188H23L22 190H20V189H18V188H14V189H9V190H6L5 188H7L8 186H9V184H13V183H9L8 185H6V186H2V187H5V188H0V193H1V191L3 190V192H2V194H0V198H1V196L3 197L2 199H0V219H1V221H0V234L3 232H6V231H8L9 232V230L12 232H9V236L7 237V236H5V237H7L9 240H12V239H18V238H20L21 237V235L22 236H24V237H22V238H20L21 239V242L19 241V243H15L12 247H10L9 249H8V253H7V251H6V255L4 256V259H7V260H4L1 264H27L28 263V261L30 262L31 261V259H32V261L30 262V263H28V264H38L39 262H41V264L43 263V264H72V261H73V259H77L78 261H80V260H82V259H84V257H85V259H84V261L83 262H85V260L87 261H90V259H91V261L90 262H85L86 264H88V263H93V264H111V263H114V264H118V262L121 260V262H119V264L120 263H122V259L121 258H123V259H125L124 261V263L125 264H136V263H134V262H138L137 264H150V261L152 260V257H151V255L149 254V253H152V255H154V254H156L157 253V255H154V257L156 258V256H158L159 254H161V253H159V252H161V251H165L166 249V247L164 248V247H162V245L164 244L165 246H167L168 245V247H169V245L170 244H172V243H176V241H177V244H178V240L177 239H179L178 237L179 236H176V234L178 235L179 233H182V230H180L181 229V223H180V217L181 216H184V217H186L187 215V221H189L188 222V224H187V226L185 227V229L188 231L187 233H186V235H188V233L190 234V228L191 227H194L193 225L194 224H196L197 225V216H196V210H199V209H197L198 208V205L201 203H199L198 204V201H197V205L195 204L196 203V200H194L193 202H195L194 204H192L191 203V205H192V207L190 206V201H188L189 203H187V201L186 200H188V192H189V187H187L189 184H188V182L187 183H185V182H182V184H185L186 186H184V185H180L178 188L176 187V188H174V191L176 190V191H180V192H176L175 191V193H174V191H172V192H170V196H166L165 198H164V201H162L161 202V197H160V200L159 199H156V197H154V195L153 194H155V193H158V192H161L163 189H161V187H162V185H161V183H162V178H161V176L163 177V175L161 174V170L160 169H157V168H153V167H150L148 164H147V162H146V166H143V165H145L144 163V160H142V159H138L139 160V162L140 163H142L141 165L143 166H141V165H139V164H137V162L135 163V164H133L129 169H128V172L130 171V173H128L127 171L125 172V169L127 168V165H128V163L129 162H131V161H133L134 159H135V155L134 154H127L125 151H123V150H121V152H119L118 153V155L114 158V159H116V160H114L113 158V160L111 159V160H109L108 158H107V156H106V154H105V151H101V150H99L98 149V147L100 146V137H98V135L96 136L95 134V132H93V131H96V130H98L99 128V134H102L103 132H107V134H106V132L104 133V138H114L113 140H115V137H118V138H120L119 139V143H127V142H130V141H133L135 138L137 139V136H138V138L140 137V135H141V137H144V136H142V134H146V136H150V135H152V134H154V133H151V131H155V128L156 127H158V125H156V124H160L161 125V127H158V128H156V131H158V130H160L161 128H163L164 127V124L166 125V123L170 120V115H171V117H174L173 115H177V114H182V112H187V110H190L191 109V107H193L194 105H196V101H197V96H199V95H204V94H209L210 95V97H212V94H213V96L215 95H218L219 93H221L222 92V94H223V91H225V92H230L231 90H234V88L236 87V84L235 83H237L238 81H239V66H240V63H242V61H243V59H245L246 57H247V54L248 53H246L247 51L246 50H244V51H242V50H237L236 48L238 47V44L240 45L241 43H242V41H244V40H246L247 38H246V32H244V30H246L247 29V27H251V24L252 23H254V22H252V21H254V19H251ZM77 20L76 22H77V24H74V23H76V22H72V20ZM84 19V20H83ZM123 19V20H122ZM130 19H131V21H130ZM136 19H138V21L136 20ZM186 21H188V22H186ZM27 20H29V21H27ZM36 20V21H35ZM43 20V21H42ZM61 20V21H60ZM86 20V21H85ZM95 20V21H94ZM102 20V21H101ZM105 20V21H104ZM127 20L128 22L126 23L125 21ZM134 20H135V22H134ZM145 20H146V22H145ZM148 20V21H147ZM150 20V21H149ZM153 20V21H152ZM169 20V21H168ZM191 20V19H190ZM24 21V22H23ZM27 21V22H26ZM34 21V22H33ZM62 21H63V23H62ZM68 21H69V23H68ZM120 21V22H119ZM136 21L138 22V23H140L139 25H140V27L139 26H137L138 25V23H136ZM165 21V22H164ZM180 21V22H179ZM13 22H16V23H13ZM28 22H30V23H28ZM65 22V23H64ZM104 22V23H103ZM117 22V23H116ZM133 22V23H132ZM162 22H164V23H162ZM20 24V25H18V24ZM23 23V24H22ZM49 23V24H48ZM73 23V24H72ZM80 23V24H79ZM130 23H132V24H135V25H132L133 27L131 28V27H129V26H131L130 25ZM217 23V24H216ZM11 24V25H10ZM17 24V25H16ZM27 24V25H26ZM58 24V25H57ZM62 24V25H61ZM145 24V25H144ZM153 24V25H152ZM219 24V25H218ZM9 25V26H8ZM22 25V26H21ZM48 25H49V28H51V26H52V28L51 29H47V31L45 32V30L46 29H44L46 26L48 27ZM69 25V26H68ZM75 25V26H74ZM104 25V26H103ZM117 25V26H116ZM181 25H183V24H181ZM220 25H223V26H220ZM66 26H67V28H66ZM103 26V27H102ZM219 27L218 28V30H217V28L216 27ZM233 26L235 27V28H233ZM70 29H69V28ZM121 27H123V28H121ZM136 27V28H135ZM223 27V28H222ZM229 27V28H228ZM12 28V29H11ZM22 28V29H21ZM119 28V29H118ZM120 28L121 29H123V30H120ZM130 28H131V30H130ZM227 28H228V31H229V29H230V31H229V33H230V35H229V33L227 34ZM233 28V29H232ZM17 29V30H16ZM21 29V30H20ZM41 29H43V30H41ZM54 29V30H53ZM66 29V30H65ZM115 29H116V31H115ZM127 29V30H126ZM216 29V30H215ZM226 31H225V30ZM250 29V28H249ZM65 30V31H64ZM107 32H106V31ZM110 30V31H109ZM114 30V31H113ZM125 30V31H124ZM234 30L235 32H232V31ZM238 30V31H237ZM24 31V32H23ZM50 31V32H49ZM59 31V32H58ZM118 31H119V33H118ZM125 33H123V32ZM127 31V32H126ZM129 31H131V34L133 33V34H135V37L136 38H134L133 36V34H132V36L130 35L129 36ZM133 31H136L135 33L133 32ZM222 31V32H221ZM237 31V32H236ZM58 32V33H57ZM64 32V33H63ZM102 32H104V33H102ZM129 32V33H128ZM140 32V33H139ZM216 32H218V34L216 33ZM244 32V34H242ZM56 33V34H55ZM107 33V34H106ZM111 35V37H110V35ZM113 33L115 34V33H117L118 35H114L113 36ZM231 33H235V34H237V36L238 37H234V35L232 34L231 35ZM42 34V35H41ZM120 34V35H119ZM215 34H217V36L215 35ZM224 34V35H223ZM226 34V35H225ZM59 35V36H58ZM127 35L129 36V38L127 37ZM111 38H109V37ZM124 37V39L122 38V37ZM200 36V37H199ZM208 36H210L209 38H208ZM228 36V37H227ZM243 36H245V37H243ZM114 37V38H113ZM118 37V38H117ZM125 37H126V39H125ZM187 37V38H186ZM202 37H205V39H203ZM229 37H231V39L229 38ZM233 37V38H232ZM31 38V39H30ZM122 40H121V39ZM134 38V41H132V42H130L132 39ZM139 38V39H138ZM201 38V39H200ZM206 38H208V40L206 39ZM236 38V39H235ZM118 40L120 43H121V45H123V46H121L119 43H117V44H112L113 46H110V41L109 40ZM129 40V43H131L130 45H129V43H126V45H125V42L124 41H126V42H128V40ZM153 39V40H152ZM186 39V40H185ZM202 39H203V41H202ZM220 39H222V42L220 41ZM233 39V40H232ZM39 40V41H38ZM104 40H108V42L109 43H107V41H105L104 43H102ZM137 40H139V41H137ZM188 40H190V41H188ZM192 40V41H191ZM229 40H230V42H229ZM240 40H241V42H240ZM27 41V42H26ZM37 41V42H36ZM98 42V43H97ZM124 42V43H123ZM134 42V43H133ZM138 42V43H137ZM149 42V44H147ZM186 42H188L187 44H186ZM201 42V43H200ZM225 43V45H227V42H228V44H229V46L227 45V46H224V43ZM240 42V43H239ZM23 43V44H22ZM35 43V44H34ZM105 43H107V44H105ZM223 43V44H222ZM230 43H232L231 45H230ZM102 44H105V45H103V46H105V47H107V48H105V49H108L109 47L111 48H113L112 49V52H109V51H111L110 49H108V52H103L102 50H104L103 49V47H101V45ZM127 44H128V46H127ZM189 44H191V45H189ZM198 44H200V45H198ZM35 45V46H34ZM124 45H125V47H124ZM201 45V46H202ZM237 45V46H236ZM138 46H139V48H138ZM143 46V47H142ZM206 46V45H205ZM204 46V47H205ZM207 46H208V44H207ZM121 47V48H120ZM122 47H124V48H122ZM130 47V48H129ZM232 47H233V49H232ZM235 47V48H234ZM19 48V49H18ZM28 48V49H27ZM54 48V49H53ZM56 48V49H55ZM100 48V49H99ZM101 48H102V50H101ZM201 48V47H200ZM33 49V51H34V49H35V51L34 52H32V54L33 53H35V55H34V57L32 56V58H34V59H32L30 62H27L26 63V61L25 60H23L22 58H21V56L23 55L22 53L24 52V50H32ZM41 50V52H40V55L41 56H43V57H41V56H39V55H37V54H39V51ZM99 49V50H98ZM133 49V48H132ZM135 49H133V50H131V52L132 51H134ZM194 49V51H196ZM207 49V50H206ZM50 51V52H48V51ZM96 50V51H95ZM101 50V51H100ZM120 50V51H119ZM226 50V51H225ZM233 50V51H232ZM43 51V52H42ZM53 51V52H52ZM85 51V52H84ZM98 51H99V53H100V55H98L99 53H98ZM106 51V50H105ZM194 51L192 52V53H190V54H193L194 53ZM206 51H209V52H206ZM212 51H215L214 52V54L212 53ZM219 51V52H218ZM229 51H230V54H229ZM239 51V52H238ZM241 51V52H240ZM3 52V51H2ZM1 52V53H2ZM22 52V53H21ZM116 53L115 55L116 56H113L114 55V53ZM119 54H118V53ZM218 52V53H217ZM243 52V53H242ZM0 53V54H1ZM4 53H6V52H4ZM43 53V54H42ZM74 53V54H73ZM98 53V54H97ZM110 53H113V54H110ZM128 53H126V54H128ZM205 53V54H204ZM212 53V55H210ZM216 53V54H215ZM231 53H233V55L231 54ZM238 53V54H237ZM104 54V55H103ZM106 54H107V56H106ZM108 54H110L109 55V57H111L110 59H107L108 58ZM125 54V55H126ZM205 56H204V55ZM207 54H209V55H207ZM218 54V55H217ZM37 55V57H35ZM80 55V56H79ZM97 55H98V57H97ZM124 55V56H125ZM207 55V56H206ZM19 56V57H18ZM39 56V57H38ZM123 56V57H124ZM209 56V57H208ZM211 56V57H210ZM214 56L215 57H217V58H215L216 59V61L215 62H217V63H215L214 62ZM115 57V58H114ZM161 57V60H160V58L159 57H155L153 60H151L150 62H151V64L152 63H157L156 62V59H157V61L159 60V63L160 64H162L163 62V58H162V56H160ZM22 59V61H21V63L19 62L20 60H18V59ZM36 58V59H35ZM42 58V59H41ZM46 58H49V59H46ZM95 58H99V59H95ZM102 58H104V61L102 60ZM113 58H114V60H113ZM38 59V60H37ZM87 59V60H86ZM102 60V62H100L99 63V61H101ZM198 59V58H197ZM210 59H212V61L214 62V67L211 65L210 66ZM35 60V61H34ZM97 61V63H96V61ZM109 61L108 63H107V61ZM23 61H25V62H23ZM90 61V62H89ZM155 61V62H154ZM221 61V62H220ZM15 62H16V64H15ZM18 62H19V64H18ZM67 62V63H66ZM149 62V63H150ZM162 62V63H161ZM169 62H172V61H170L169 60ZM234 62V63H233ZM10 63H12V64H14V66L13 65H10ZM30 63L32 64V65H30ZM100 65H99V64ZM101 63H104V64H102V66H101ZM149 63L147 64V65H149ZM166 63V62H165ZM165 63H163L162 65H161V69L164 71H166V72H168V71H170L169 69H168V65L166 66L165 65ZM86 64V65H85ZM138 64H139V66H138ZM158 64V63H157ZM159 64V65H160ZM97 65L98 66H100V67H97ZM106 65V66H105ZM131 65L134 67V68H132L131 67ZM135 65H136V67H135ZM195 65V66H194ZM209 65V66H208ZM220 65H221V68H220ZM81 66H83V67H81ZM144 66V65H143ZM153 65H151V66H149L148 68L150 69L151 67H152ZM189 66L191 67V68H189ZM217 66V67H216ZM237 66V67H236ZM97 67V68H96ZM138 67V68H137ZM164 67V68H163ZM209 67V68H208ZM233 67V68H232ZM101 68V69H100ZM132 68V69H131ZM147 68V69H148ZM160 68V67H159ZM159 68H157V69H159ZM186 68V69H185ZM189 68V69H188ZM206 68V69H205ZM10 69V70H9ZM34 69V68H33ZM95 69V70H94ZM99 69V70H98ZM130 69V70H129ZM188 69V70H187ZM191 69V70H190ZM205 69V70H204ZM213 69V70H212ZM215 69H216V71H215ZM260 69V70H259ZM262 69V70H261ZM47 70V67H46V69L44 70V72H40V71H37V70H35L36 72H34V74H35V76H37L38 75V77H40V75H42L40 78L42 79L43 77H45V79L43 78L42 80H44V81H42L40 78V82H42V83H44L45 85H47L48 83H52L53 85H54V83H55V85H54V87H56L57 85V87L59 88V87H61V89L60 90H67L68 89V87H70V82L69 81H66L65 79H62V80H59V79H56L55 80V78H57L56 77V75H54V77H53V75H51L52 73L53 74H55V72L54 71H51L49 68H48V72L46 71ZM52 72L51 74L49 73L50 71ZM192 70L195 72V74H194V72H192ZM199 70V71H198ZM209 70H211V71H209ZM234 70V71H233ZM238 70V71H237ZM7 71V70H6ZM5 71V72H6ZM135 71V72H134ZM186 71H188V73L186 72ZM237 71V72H236ZM257 71L259 72V78H256L257 76H254L253 78H254V80H252V81H254L255 83H256V85H258V87H262V86H264V64L263 65H259L258 66V68H257ZM260 71H262V72H260ZM5 72L2 70V73H4L5 74ZM38 72H40V75L38 74ZM47 73V75H46V73ZM130 72V73H129ZM179 72V73H178ZM186 72V73H185ZM196 72H197V74H196ZM199 72V73H198ZM217 72V73H216ZM234 74H233V73ZM1 73V74H2ZM36 73H37V75H36ZM45 73V74H44ZM91 73V74H90ZM181 73H184V74H181ZM238 73V74H237ZM92 74H93V76H92ZM181 74V75H180ZM187 74V75H186ZM209 74V75H208ZM44 75V76H43ZM182 75H184V76H182ZM191 75H194V76H191ZM189 76V77H188ZM222 76V77H221ZM225 76V77H224ZM231 76V77H230ZM263 76V77H262ZM53 79H52V78ZM125 77H129V79H127V78H125ZM186 77V78H185ZM192 77V78H191ZM238 77V78H237ZM48 78V79H47ZM121 78V77H120ZM119 78V79H120ZM125 78V79H124ZM222 78V79H221ZM228 78V79H227ZM52 81H51V80ZM238 79V80H237ZM256 79V80H255ZM258 79H259V81H258ZM47 80L48 81H50V82H48L47 83ZM262 80V81H261ZM53 81H55V82H53ZM118 81H120V80H118ZM126 81V82H127ZM188 81V82H187ZM194 81V82H193ZM217 81H218V83H217ZM224 81H225V83H224ZM126 82H124V83H126ZM176 82H177V84H176ZM187 83V84H185V83ZM219 82H221L222 83V85L221 84H219ZM47 83V84H46ZM57 83V84H56ZM171 83V82H170ZM189 83V84H188ZM262 83V84H261ZM51 84V85H52ZM117 84V83H116ZM185 84V85H184ZM214 84V85H213ZM49 86H51L50 84H48ZM52 85V86H53ZM69 85V86H68ZM115 85V84H114ZM180 87H179V86ZM184 85V86H183ZM211 85V86H210ZM261 85V86H260ZM169 86V87H168ZM188 86V87H187ZM221 86V87H220ZM234 86V87H233ZM63 87V88H62ZM111 87V86H110ZM186 87V88H185ZM193 87H194V89H193ZM166 88V87H165ZM219 88H222L221 90L219 89ZM229 88V89H228ZM231 88V89H230ZM118 89V90H117ZM173 89H175V90H173ZM191 89V90H190ZM215 89H217V91L215 90ZM225 89H228L227 91L225 90ZM116 90V91H115ZM152 90V91H151ZM190 90V91H189ZM194 91V92H193ZM216 91V92H215ZM221 91V92H220ZM117 92H118V94L119 95H117ZM128 92H130V91H128ZM127 92V93H128ZM146 92H150L149 94H146ZM152 92V93H151ZM153 92H154V94H153ZM162 92H163V95H164V97H163V95H161L162 94ZM166 94H165V93ZM186 92V93H185ZM218 92V93H217ZM109 93V94H108ZM115 93V94H114ZM141 93H143V94H141ZM157 93V94H156ZM169 93V94H168ZM201 93V94H200ZM107 94V95H106ZM111 94H114V95H111ZM123 96H122V95ZM151 94V95H150ZM196 94V95H195ZM222 94H219V95H222ZM120 95H121V98L122 99H124V101H122V99L120 98ZM124 95L126 96V97H124ZM152 95H154V97H151ZM171 95V96H170ZM179 97H178V96ZM189 95V96H188ZM192 95V96H191ZM201 95V96H202ZM208 95V96H209ZM114 96V97H113ZM119 96V97H118ZM132 96V97H131ZM157 96V97H156ZM169 96V97H168ZM183 96V97H182ZM134 97V98H133ZM148 97V98H147ZM168 97V98H167ZM103 99V101H101L100 99ZM116 98V99H115ZM119 99V101L121 102H124V103H122L121 102V104H123V107L121 108L120 107V102H117L118 101V99ZM125 98H126V102H125ZM132 98V99H131ZM136 98H138L137 100H136ZM145 98H147V99H151V100H154V103H158V100H159V102H160V98H161V103L159 104L160 106H162L163 104V102H164V104H167L168 105V110H169V108H172V112H173V114H172V112H171V114L169 115L168 113H167V109L165 108V107H167V105H164L165 107H163V111H164V113H165V111H166V113L164 114L163 113V111L160 109L159 111H157V113L159 114V113H161V115L162 116H159L157 113V117H156V114H155V109H157V108H159V107H157V108H155V106L154 105H156V104H154L153 106L154 107H152L151 106V104H149V100L147 101V99L146 100H144V103H142L143 102V100L142 99H145ZM153 98H155V99H153ZM159 98V99H158ZM167 98V99H169L170 101H169V103H171V105L173 106H170V104L169 103H167L168 101H167V99H166V102L164 101L165 99ZM172 98V99H171ZM177 98V99H176ZM190 98H192V99H190ZM228 98V97H227ZM35 99V98H34ZM110 99H115V100H111V102L109 101ZM133 99H135V100H133ZM38 99L36 98L33 102H32V106L30 107L31 109H30V111H29V108L26 110V109H24V111H23V109H22V106H20V105H17L16 103H14V104H11V106L10 105H6V106H1L0 107V140L2 139V138H5V137H11V138H13V140H17V139H20V140H18L19 142H20V146L23 144V146L21 147V150L18 152L19 154H14V156H12L13 158H15L14 160L12 159V157H11V159L10 158H8L7 157V159H5L6 157L5 156H1L0 157V178H4V177H6L5 175H6V173H7V176L8 175H10V173L12 174L13 172H11V170L13 171L14 169L16 170L17 168H19V166L21 165V162H23V160L24 161H26V159L23 157L24 156V154L27 152V150H31L30 149V145H29V143L31 144V145H37L38 143H39V139H36L35 140V136H38V135H36L37 133L36 132H38L37 130H36V124L33 122H31V121H29L30 119H31V116L33 115V116H36V114H34V113H37V115H41V114H43V110H45L44 109V107H43V109L41 108L42 107V105H41V103H40V101L38 100ZM95 100H99V101H95ZM117 100V101H116ZM131 100V101H130ZM132 100H133V102H132ZM142 102H141V101ZM174 100V101H173ZM227 100H230V102L228 101V102H226L225 103V105H229V107H222V110L220 109V111H219V109H217V111L216 110H214V116L212 115L210 118L212 119V120H209V122H207V124L205 123L204 125H199V126H197V125H195L196 124V122L195 123H193V127H194V129L195 130H197V134L199 135V137H200V139H205V140H209L210 139V141H215V142H218L219 141V143H220V141H222V138L224 137V136H226V135H230V134H232V133H230V131L233 129L232 128V125L231 124H233V127H235V126H238V124H239V122H240V120L237 122V124L235 125V123H236V121L240 118V115H242V109H240V104H241V101L239 100L238 101V99L237 98H235V99H233V98H230V99H227ZM232 100V101H231ZM35 101H37V102H35ZM101 101V102H100ZM107 101H109V103H107ZM115 101H116V103H118V105H116V104H113V103H115ZM136 101H138V103L136 102ZM139 101H140V103H139ZM149 104V107L151 108V109H149L150 111H152V112H150L149 110H144V107L145 108H147V103ZM177 101V102H176ZM179 101V102H178ZM38 102H39V106H38ZM92 102V101H91ZM113 102V103H112ZM129 102V103H128ZM135 102V103H134ZM238 102V103H237ZM133 104L134 106H135V108L137 109V104H138V106H140L141 107V105L140 104H145L144 105V107H143V105H142V109L141 108H139L138 107V109L140 110V111H138V109H137V111H136V109H133V105H131V104ZM174 103V104H173ZM240 103V104H239ZM92 104V106L94 105L93 103H90L89 105H91ZM101 104H104V105H101ZM108 104V108L107 109H105L104 108V110H102V111H100L99 110V107H100V105L101 106H106ZM126 104H128L127 106H126ZM130 104V105H129ZM162 104V105H161ZM184 104V105H183ZM237 104V106L235 107V105ZM263 104H264V101H263ZM15 105H16V108H15ZM41 105V106H40ZM125 105V106H124ZM12 106H13V108H15V110L12 108ZM38 106V107H37ZM98 108H97V107ZM112 106H113V109H112ZM122 106V105H121ZM156 106H158V105H156ZM170 106V107H169ZM185 106V107H184ZM264 106V105H263ZM127 107H129L130 109H128ZM132 107V108H131ZM148 107V108H149ZM232 107H234V108H232ZM2 108V109H1ZM7 108V109H6ZM18 108V109H17ZM21 108V109H20ZM95 108H97L96 110H95ZM101 108V107H100ZM110 108V109H109ZM118 108V109H117ZM121 108V109H120ZM147 108V109H148ZM165 108V109H164ZM187 108V109H186ZM229 108H231V109H229ZM236 108V109H235ZM238 108V109H237ZM13 109V110H12ZM39 109H41V110H39ZM125 109V110H124ZM129 111H128V110ZM174 109H175V113H174ZM2 110V111H1ZM87 110H88V112H87ZM92 110H95L94 112L96 113V119H95V113L93 112V113H91L92 112ZM97 110H99L100 111V114H99V112L97 111ZM112 110H114V111H112ZM124 110V111H123ZM132 110V111H131ZM142 110H144V113H143V111ZM178 110V111H177ZM226 110V111H225ZM235 110V111H234ZM8 111V112H7ZM20 112L21 113V121H19V122H16V121H14L13 119H11L12 118V116L11 115H13V114H15V112ZM32 111V112H31ZM35 111H37V112H35ZM38 111H39V113H41L42 111V113L41 114H38ZM41 111V112H40ZM109 111H110V113H109ZM116 111V112H115ZM118 111H120V114H119V112ZM148 111V112H147ZM234 111V112H233ZM244 111V110H243ZM3 112V113H2ZM12 112H14V113H12ZM26 112V113H25ZM30 112V113H29ZM98 112V113H97ZM102 112V113H101ZM104 112H105V115H104ZM107 112V113H106ZM111 112H112V114H111ZM113 112H115V113H113ZM122 112H123V114H124V112L126 113V112H128V115H123V116H121L122 115ZM131 113V115L129 116V114ZM176 112H178V113H176ZM222 112V113H221ZM227 112V113H226ZM44 113H47V112H44ZM224 113L226 114V115H224ZM241 113V114H240ZM8 114V115H7ZM25 114V115H24ZM94 114V115H93ZM100 116H99V115ZM106 114H107V116H106ZM108 114H110V115H108ZM147 114V115H146ZM155 114V115H154ZM228 114V115H227ZM240 114V115H239ZM5 115V116H4ZM7 115V116H6ZM89 115H90V117H89ZM106 117V119H107V121L108 122H110V123H106L107 121L105 120V117ZM112 115V116H111ZM115 115V116H114ZM149 115V116H148ZM175 115V116H176ZM221 115V116H220ZM97 116H99V118H100V120H99V118L97 119ZM108 116H110L111 118H110V120H109V117ZM120 116V117H119ZM127 116H129L128 118H127ZM228 116V117H227ZM9 117V118H8ZM11 117V118H10ZM30 117V118H29ZM92 117L94 118V119H92ZM108 117V118H107ZM113 117V118H112ZM115 117H116V119L119 121L120 119V121H122V122H120L119 121V123H118V121H116L115 120ZM123 117V118H122ZM131 117H134L132 120H131ZM136 117V118H135ZM214 117H216L215 119H213ZM25 118H27V119H25ZM88 118V119H87ZM90 118V119H89ZM120 118V119H119ZM138 118V119H137ZM141 118V119H140ZM226 118H228V119H226ZM87 119V120H86ZM92 119V120H91ZM102 119V120H101ZM104 119V120H103ZM112 119H114L115 121H113ZM136 119V120H135ZM218 119V120H217ZM224 119H226V121L224 120ZM229 119H230V121H229ZM81 120H84V119H81ZM90 120H91V122H90ZM125 120V121H124ZM135 120V121H134ZM148 120H149V122H148ZM151 120V121H150ZM162 120V121H161ZM167 122H166V121ZM213 120H217V121H213ZM221 120H222V122H221ZM13 121V122H12ZM26 121V122H25ZM86 121H89V122H86ZM92 121H93V123H92ZM98 121H100V122H102V123H100V122H98ZM112 121V122H111ZM158 123H157V122ZM161 123H160V122ZM213 121V122H212ZM17 124H16V123ZM24 122V123H23ZM98 122V123H97ZM114 122H115V124H114ZM125 122V123H124ZM128 122V123H127ZM142 122V123H141ZM146 122V123H145ZM220 122V123H219ZM225 122V123H224ZM230 122V123H229ZM89 123V124H88ZM95 123V124H94ZM97 123V124H96ZM111 123H113V124H111ZM122 123V124H121ZM138 123H141L142 124V126L144 127L145 126V128H142V126L140 125V124H138ZM143 123L144 124H146V125H143ZM149 125H148V124ZM164 123V124H163ZM217 123H218V125H217ZM222 123V124H221ZM228 123H229V125H228ZM13 124V125H12ZM20 124V125H19ZM22 124V125H21ZM26 124V125H25ZM81 124V125H80ZM86 124V125H85ZM99 124H100V126H101V124H102V126L101 127H103L104 129H106V130H101V127L99 126ZM107 124V126L106 127H109L110 126V128H108V129H111V126H113L115 129H111V130H113V131H116V132H120L119 134L117 133V135L115 136V132H113L112 131V133L114 134H112L111 133V131L109 132L108 130H107V128H105V125ZM111 124V125H110ZM128 124V125H127ZM133 124V125H132ZM135 124H137V127L135 126ZM210 124V125H209ZM5 125V126H4ZM8 127H7V126ZM109 125V126H108ZM126 125V126H125ZM156 125V126H155ZM159 125V126H160ZM212 125V126H211ZM213 125H215V126H213ZM222 125V126H221ZM2 126V127H1ZM23 126V127H22ZM25 126V127H24ZM35 126V127H34ZM81 128H80V127ZM88 128H87V127ZM116 126V127H115ZM124 126V128H126V129H124V128H122ZM133 126H134V128H133ZM139 126H141V127H139ZM148 126V130H150V132L146 129V127ZM196 126H197V128H196ZM225 126L227 127V128H225ZM10 127V128H9ZM29 127V128H28ZM84 127H86V128H84ZM89 127H90V129H89ZM199 127V128H198ZM201 127V128H200ZM203 127V128H202ZM209 127V128H208ZM212 127V128H211ZM217 127V128H216ZM231 127V128H230ZM20 128V129H19ZM35 128V129H34ZM84 128V129H83ZM95 128H98V129H93ZM102 128V129H103ZM118 128V130H116ZM136 128V129H135ZM139 128H142V129H140V131H139ZM207 128V129H206ZM82 129V130H81ZM146 129V130H145ZM210 129V131H208ZM225 129V130H224ZM89 132H88V131ZM120 130V131H119ZM130 130V131H129ZM135 130V131H137L138 133L139 132H141V131H143L142 132V134H136V133H134L133 131ZM202 130V131H201ZM207 130V131H206ZM236 130V129H235ZM238 130V131H237ZM237 130L235 131V134L236 133H240V132H242L243 130L242 129H240V131H239V127H237ZM35 131V132H34ZM47 131L48 130H45L43 133H42V141H46V139H49V141H51L52 143H55L54 141H56V139L54 138L53 140L51 139V138H46L45 139V137H48L49 136V134L47 133ZM82 131V132H81ZM91 131V132H90ZM102 131V132H101ZM149 133H148V132ZM155 131V132H156ZM206 131V132H205ZM213 131H214V133H213ZM224 131V132H223ZM5 132V133H4ZM76 132V133H75ZM84 132V133H83ZM86 132V133H85ZM88 132V133H87ZM144 132H146V133H144ZM201 132V133H200ZM230 134H229V133ZM244 132V131H243ZM48 134V135H46V134ZM69 133H70V135H69ZM95 133V134H94ZM110 133H111V135H112V137H110ZM124 133V134H123ZM209 133V134H208ZM16 134V135H15ZM84 135L85 137H86V135L88 134V136L85 138L84 136H82V135ZM109 134V135H108ZM150 134V135H149ZM205 134V135H204ZM217 134V135H216ZM241 135H243L244 133H240ZM240 134H236L235 136H237V137H241V135ZM6 135V136H5ZM9 135V136H8ZM35 135V136H34ZM93 135V136H92ZM107 135V136H106ZM123 135V136H122ZM221 135V136H220ZM1 136H3L2 138H1ZM90 136V137H89ZM102 136H103V134H102ZM119 136H121V137H119ZM204 136V137H203ZM208 136V137H207ZM83 137V138H82ZM140 137V138H141ZM199 137H198V139H199ZM93 138V139H92ZM97 138V139H96ZM99 138V139H98ZM106 138V139H107ZM118 138H116V141H117V139ZM51 139V140H50ZM90 139H92V140H90ZM122 139V142H120V140ZM3 140V139H2ZM1 140V141H2ZM93 140H95L96 141V143H95V141H93ZM99 142H98V141ZM107 140H112V139H107ZM207 140V141H208ZM229 140V139H228ZM23 141V142H22ZM34 141H36V142H34ZM69 141H71V142H69ZM79 142V143H77V142ZM210 141H208V142H210ZM18 142V143H19ZM32 142V143H31ZM50 142V143H51ZM75 142V143H74ZM80 142H82L81 144H80ZM86 142H89V143H86ZM118 142V141H117ZM25 143V144H24ZM50 143H48L47 144V146H46V144L45 145H43V147H45V148H48V149H55V148H53L55 145H51V147H49V144ZM58 143V144H59ZM68 143H69V145H68ZM73 143V144H72ZM84 143V144H83ZM91 143H92V145H91ZM222 143H224L223 141H222ZM83 144V145H82ZM86 144H88V145H86ZM165 145V146H164ZM164 145H162V148L164 147H167V146H169L170 145V143L168 144V143H166V144H164ZM25 146V147H24ZM53 146V147H52ZM69 146V147H68ZM75 146V147H74ZM88 146V147H87ZM58 147H59V145H58ZM57 147V149H59ZM72 147H74V148H72ZM83 147H81V148H83ZM91 147V148H90ZM95 147H96V151H95ZM153 147H155V146H153ZM29 148V149H28ZM72 148V149H71ZM100 148V147H99ZM66 149V150H65ZM99 150V151H98ZM155 151H156V148L154 149ZM190 150H188L187 151V153L189 152ZM23 152V153H22ZM47 152V151H46ZM49 155H48V154ZM47 153H43L42 155H39L40 157H38L37 155L35 156V154H33V156H32V158L30 159V161L32 162V160H33V164L34 163H36V162H34L35 160H38V159H45V161H50V159H51V162L50 163H52V160L53 159H55V160H53L54 162V164H56V163H58L59 161L61 162L62 161V159L58 156V157H56V154H54V155H52L51 156V153L52 152H47ZM126 153V154H125ZM53 154V153H52ZM58 154V153H57ZM100 154H102L101 156H100ZM125 154V155H124ZM47 155V157L48 158H46L45 156ZM134 157H133V156ZM43 156H44V158H43ZM106 157V159H105V157ZM120 156V157H119ZM125 156H126V159H125ZM4 157V158H3ZM42 157V158H41ZM102 157V158H101ZM131 157H133L134 159L133 160H131ZM18 158V159H17ZM57 158H58V162H57ZM122 158H123V161H122ZM5 159V160H4ZM35 159V160H34ZM105 159V160H104ZM121 160V161H118V160ZM13 160V161H12ZM100 160H103V163L106 161V164L107 165H109L110 163H109V161L111 162V163H113L112 165L110 164V166L113 168H111L110 170L109 169H106L107 168V165L106 166H104L105 167V169L104 170H101V169H103L104 167H103V163L100 161ZM109 160V161H108ZM137 160V161H138ZM4 162V164L2 163V162ZM6 161H8V162H6ZM10 161V162H9ZM16 163H15V162ZM19 161V162H18ZM29 160H28V164H32L31 162H30ZM55 161H56V163H55ZM113 161H115V162H113ZM119 163H118V162ZM129 161V162H128ZM145 161H147V159L145 160ZM65 162V161H64ZM63 161L61 162L62 164L64 163ZM99 162H100V164H99ZM123 162V163H122ZM127 162V163H126ZM19 163H20V165H19ZM101 163H102V165H101ZM121 163V164H120ZM18 164V165H17ZM61 164V165H62ZM97 164V166H98V164H99V166L97 167V166H95ZM15 165V166H14ZM66 165V164H65ZM71 165H73V170L71 169ZM80 165V164H79ZM114 165V166H113ZM136 167H135V166ZM138 165V166H137ZM13 166V167H12ZM16 166H17V168H16ZM94 166V167H93ZM124 166V167H123ZM134 166V167H133ZM139 166H140V168H139ZM150 168V169H152L151 171H150V169L148 168V167ZM11 167H12V169H11ZM98 168L100 171H96V168ZM101 167H103V168H101ZM120 167H122V168H120ZM10 168V169H9ZM66 168V169H65ZM69 168V169H68ZM86 168H87V173L85 174L84 172H81V171H85L86 170ZM94 168V171H93V173L95 174V173H97L98 172V174H95V175H104L105 176V170H106V172H107V170L109 171V173H111L112 174V172L113 173H115L114 175H115V177H114V175H110V174H108V172H107V176L108 175H110V176H108V177H103L104 179L106 178L107 180H108V178L109 179H111V178H119L120 176V180L121 181H123V185H125L124 186V188H123V185L122 184H120L121 183V181L119 180V179H112L111 181L110 180H104L103 178H101L102 176H99L100 177V179H101V181L99 180V178L96 176L95 177V175H93L92 176V178H90L91 176L90 175H92L91 174V172H92V170L91 169H93ZM109 168V167H108ZM119 170H118V169ZM132 168H133V171H132ZM134 168H136V170H134ZM144 169V171L143 172H145V173H143L140 169ZM68 169V170H67ZM75 169H76V171H75ZM81 171H80V170ZM97 169V170H98ZM115 169H116V171H117V173H116V171H115ZM148 169H149V171H148ZM14 170V171H15ZM89 170V171H88ZM112 170V171H111ZM147 170V171H146ZM75 172V173H73V175H72V173H71V177L72 178H74V179H72V178H70V179H68L70 176L68 175V174H70V172ZM81 172V173H83L82 174V180H80L81 179V173H76V172ZM111 171V172H110ZM122 171V172H121ZM140 171H141V173L143 174V175H141V173H140ZM153 171V172H152ZM177 171H178V169H177ZM4 172H5V174H4ZM67 174H65V173ZM90 172V175L88 174ZM100 172V173H99ZM119 172V173H118ZM135 172H137V173H135ZM139 172V173H138ZM146 172H147V174L149 173V175H150V177H151V179H150V177H149V175H145L146 174ZM105 173V174H104ZM122 173V174H121ZM153 173H155V174H153ZM4 174V175H3ZM77 174L80 176L79 177V179H78V177H76L77 176ZM126 174H128L132 179H134V180H136V179H140V178H138V177H136V175H138L139 177H141V176H146L147 178H149L148 180H150L149 181V183L147 182L148 180H145V179H143V182H141L140 183V185H138V186H140V187H138L137 185H134V184H137V183H135V181L134 180H132L130 177H129V179H131V180H129L128 178H127V176L128 175H126ZM153 174V176H151ZM160 174V175H159ZM3 175V176H2ZM61 177H59V176ZM65 175L68 177L67 179H65L66 177H65ZM74 175H76V176H74ZM88 175V176H87ZM135 175V176H134ZM2 176V177H1ZM65 178H64V177ZM87 177V178H85V177ZM90 176V177H89ZM112 176V177H111ZM117 176V177H116ZM122 176H123V178L124 179H126V180H124L123 178H122ZM144 176V177H145ZM160 176V177H159ZM76 177V178H75ZM84 177V178H83ZM134 177H136V178H134ZM153 177V178H152ZM2 178V179H3ZM63 178V179H62ZM97 179V180H94V179ZM155 178V179H154ZM24 179H21V182H24L25 180ZM62 181H61V180ZM65 179V180H64ZM80 180L79 182L78 181H76V180ZM83 179H84V181H83ZM86 179H88V180H86ZM103 179V180H102ZM153 179V180H152ZM1 180V179H0ZM20 180V179H19ZM57 180V181H56ZM64 180V181H63ZM73 180V181H72ZM92 180H94V181H92ZM117 180V182L119 183V186H118V184H117V182H115ZM17 181V180H16ZM15 181V182H16ZM25 181V182H26ZM36 181V182H35ZM45 181V182H44ZM46 181H48V184L49 185H47V183H46ZM66 181V182H65ZM75 181H76V183H75ZM86 182V183H84V184H81V183H83V182ZM98 181V182H97ZM100 181V182H99ZM102 181H107L108 183L110 182L111 183V185H110V183L108 184L107 182H105L106 184H105V186H104V182H102ZM112 181L114 182V183H112ZM128 181V182H127ZM133 181V182H132ZM158 183H157V182ZM24 182V183H25ZM38 182V183H37ZM40 182V183H39ZM50 182V183H49ZM52 182V183H51ZM61 182V183H60ZM73 182H74V184H73ZM78 182V183H77ZM90 182H92V183H90ZM98 183V184H96L95 185V183ZM145 182V186H146V183H147V185L148 186H144V183ZM152 182V183H151ZM66 183V184H65ZM88 183H90V185L88 184ZM103 185H102V184ZM134 183V184H133ZM15 184V183H14ZM13 184V185H14ZM37 184H39V185H37ZM40 184H43V190H42V188L40 187L41 185ZM52 184V185H51ZM79 184H81V186H82V189H81V187H79L80 185ZM92 184V185H91ZM99 184H100V187H103V189L102 188H100L99 187ZM116 185V187L114 188V186L113 185ZM127 184H129L128 185V188H127ZM141 184H143V186H144V188H143V186L141 187ZM154 184H157V185H159V186H155ZM12 185V186H13ZM29 185V186H28ZM46 185H47V187H46ZM51 185V186H50ZM69 185V186H68ZM83 185H86L85 187H86V189L87 190H85L84 191V186ZM88 185H89V187L91 188V186H93L92 188L94 189L95 188V186H96V188L93 190V189H89V187H88ZM95 185V186H94ZM102 185V186H101ZM108 185V186H107ZM120 185H122V186H120ZM133 186V188H131L132 186ZM11 186V187H12ZM34 186H36V188H34ZM68 186V187H67ZM106 186H107V188H106ZM112 186H113V190H114V192L116 193V195H115V193H113V192H111L112 191ZM135 186V187H134ZM181 186L183 187V189L184 188H186V189H182L181 188ZM31 188V190H29L30 188ZM34 189H33V188ZM39 187V188H38ZM51 189H50V188ZM63 187V188H62ZM97 187H99V189L97 188ZM111 188V190H109L110 188ZM119 187H120V189H119ZM126 187V188H125ZM137 187V188H136ZM147 187H149V188H147ZM154 187H156V188H154ZM158 187V188H157ZM29 188V189H28ZM44 188H46L45 190H44ZM77 188H80V190H78V191H76L77 190ZM134 188H136V190L134 189ZM149 190V192H148V190ZM153 188V189H152ZM159 188H160V190H159ZM163 188V187H162ZM18 189V190H17ZM40 189V191H38ZM48 189H49V192L50 193H48V192H45V191H48ZM97 189V190H96ZM101 189V190H100ZM105 189H106V193L105 194H103L102 195V192L104 193L105 192ZM116 189V190H115ZM120 190L121 192H122V190H124V192H122V194L123 195H125V192H126V190H127V194H126V197L125 196H123L122 194H121V192L120 191H118V190ZM130 189V190H129ZM132 189V190H131ZM144 189V191H147L148 192V194H147V192H145L146 194L144 195V191L142 192V190ZM181 189H182V191H181ZM187 189H188V191H187ZM13 190V191H12ZM17 190V191H16ZM33 190H35V191H33ZM67 190V191H66ZM70 190V191H69ZM94 192H93V191ZM98 190H100V192L98 191ZM104 190V191H103ZM108 190L110 191V192H108ZM135 190V191H134ZM138 190V191H137ZM155 190V191H154ZM157 190V191H156ZM8 191V192H7ZM43 191V192H42ZM86 191H87V193H86ZM98 192V195L100 194L101 196H103V199H101L102 197L99 195H97V194H95V193H97ZM128 191H130V194L132 195V197H131V195L130 194H128L129 192ZM133 191V192H132ZM186 191H187V194H186ZM10 192V193H9ZM39 192H40V194H41V198L39 197L40 196V194H39ZM75 192H76V194L78 193V192H80V193H78L77 195L75 194ZM83 192V193H82ZM118 192V193H117ZM133 194H132V193ZM134 192L137 194H134ZM141 192V193H140ZM5 193H6V195H5ZM43 193V194H42ZM45 193L47 194V195H45ZM85 193V194H84ZM112 194L113 193V195H109V194ZM138 193H140V195L138 194ZM143 193V194H142ZM181 194V196H180V194ZM185 195H184V194ZM34 194V195H33ZM117 194H118V196H117ZM159 194V193H158ZM174 196H173V195ZM179 196H178V195ZM183 194V195H182ZM9 195V196H8ZM37 195V196H36ZM76 195V196H75ZM104 195L106 196V197H104ZM109 195V196H108ZM122 195V198L123 199H125V200H122V198H119L120 196ZM127 195H129V196H127ZM136 195V196H135ZM141 195H142V197H141ZM152 195V196H151ZM172 195V196H171ZM43 196V197H42ZM79 196V197H78ZM82 196V197H81ZM84 196H85V198H84ZM98 196V197H97ZM108 196V197H107ZM115 196H117V197H115ZM140 196V197H139ZM151 196V197H150ZM185 197L186 196V198L185 199H182L183 197ZM6 197H7V199H6ZM23 197V198H22ZM40 198V200H42V198H43V200L42 201H40L38 198ZM50 197H51V199H50ZM73 198L74 197V199L76 200V202L77 201H79V199H77V198H80V201L79 202H81L82 201V198L85 200H83V202L82 203H80V205H77V203L79 204V202H77V203H75V201H73V199H71V198ZM77 197V198H76ZM114 197H115V199H118V200H114ZM125 197V198H124ZM134 197H135V199H134ZM137 197H139L140 199H142L143 197V200H145V198H147L146 199V201L145 202H143L142 200L141 201H139V199H136ZM151 199H150V198ZM170 197V198H169ZM175 197H179L178 199L176 198L175 199ZM5 198V203H4V199ZM70 198V199H69ZM109 199V201H108V199L107 200H104V199ZM128 198H129V200H130V202H129V200H128ZM133 198V199H132ZM149 198V199H148ZM166 198L168 199V200H166ZM171 198H172V200H173V202H175L176 200L178 201L179 199H182L181 201H176L175 203H173V202H171L172 200H171ZM25 199V200H24ZM38 200L36 203L34 202L35 200ZM87 199V200H86ZM119 199H121L120 200V203H121V205L119 204ZM155 199V200H154ZM175 199V200H174ZM2 200V201H1ZM8 200V201H7ZM53 200V201H52ZM67 200H70V201H67ZM147 200H150L149 202V205H147L148 204V202H147ZM152 200V201H151ZM157 200H159V201H157ZM18 201V202H17ZM40 201V202H39ZM103 201H105L104 203H103ZM111 201V202H110ZM114 201V202H113ZM133 201H134V203L136 202V201H138V202H141V203H143L142 205H141V203H139V205L140 206H138L137 205V202L135 203L137 206L136 207H133V210H132V205L134 204L133 203ZM166 201H167V203H166ZM185 201H186V203H185ZM22 202V203H21ZM34 202V203H33ZM48 202V203H47ZM52 202V203H51ZM68 202V203H67ZM70 202V203H69ZM73 202H74V204H75V206H74V204H73ZM87 202V203H86ZM96 202V203H95ZM107 202V203H106ZM125 202H127V204L125 203ZM153 202L155 203V204H153ZM159 202H161V203H159ZM163 202H165L166 204L164 205V203ZM169 202V203H168ZM180 202V203H179ZM14 203V204H13ZM18 203V204H17ZM31 203V204H30ZM43 203V204H42ZM50 203V204H49ZM64 203V204H63ZM100 205V207L102 206L103 207V210H102V207H101V211L99 210L100 208L98 207V204ZM114 203H117V204H114ZM133 203V204H132ZM163 203V204H162ZM177 203H179V204H177ZM12 204V205H11ZM26 204V205H25ZM30 206H29V205ZM41 206H40V205ZM73 204V205H72ZM95 204H97V206H95ZM106 204H109V205H107V207H106V205L104 206V205ZM123 204V205H122ZM125 204V205H124ZM131 204V205H130ZM152 204V205H151ZM169 204H172V205H169ZM174 204V205H173ZM181 204V205H180ZM58 205H60V206H62V205H66V207L64 208V206L63 207H61L62 209H61V212H59L60 211V207H58ZM94 205V206H93ZM114 205V206H113ZM126 205H128V207H126ZM160 205H162V206H160ZM168 205V207H166ZM176 205V206H175ZM180 207H179V206ZM190 207H189V206ZM195 205V206H194ZM57 206V207H56ZM69 206V207H68ZM74 206V207H73ZM78 206V207H77ZM83 206V207H82ZM92 206V207H91ZM108 206H109V208H108ZM121 208H120V207ZM123 206H125L126 208H129V210L128 209H126V208H124ZM134 206V205H133ZM142 206H144V207H147V206H151V207H149V208H143ZM153 206H154V208H155V206H156V208L154 209L153 208ZM182 206H184L183 208H182ZM9 207V208H8ZM13 207H15V208H13ZM56 207V208H55ZM90 207V208H89ZM111 207V208H110ZM117 208V209H119V210H117L116 211V213H115V211H113V213H115L116 215L118 214V213H120V215L122 216H120V217H118L117 216V218L116 217H114V218H112L114 215H112L111 214V211L112 210H116L115 208ZM119 207V208H118ZM159 207H162V208H160L161 210L163 209L164 211H165V209H166V214H165V212H163V210H162V212L160 211V209H159ZM164 207H165V209H164ZM172 207V209L174 210V212L173 213H169L168 214V210H170V208ZM175 207H176V209H175ZM177 207H179V208H177ZM8 208V209H7ZM52 208V209H51ZM59 209V211L57 212V210ZM84 208V209H83ZM96 208V209H95ZM98 208V209H97ZM113 208V209H112ZM168 208V209H167ZM184 208H186V209H184ZM6 209V210H5ZM33 209V210H32ZM39 209V210H38ZM51 209V210H50ZM57 209V210H56ZM68 211H67V210ZM72 209V210H71ZM107 209H112V210H107ZM136 211H135V210ZM137 209H139V210H137ZM143 209H145L144 210V212H142V210ZM147 209V210H146ZM150 209H151V211H150ZM158 210V213L156 212L157 210ZM171 209V210H172ZM178 209V210H177ZM193 209V210H192ZM54 210H56V211H54ZM71 212H70V211ZM99 210V211H98ZM121 210L123 211L122 212V214H121ZM124 210H127V212L129 211V213H131V214H129V213H127L126 211V213H127V216L125 215V213H124ZM130 210H131V212H130ZM141 210V211H140ZM150 211V213H149V215L147 216V213L145 214V215H143V213H145V211ZM154 210H156V211H154ZM12 211V212H11ZM49 211V212H48ZM93 211H97V212H94L93 213ZM107 211V212H106ZM135 211V213H139L138 215L136 214V216H135V214L133 213ZM138 211V212H137ZM140 211V212H139ZM154 211V212H153ZM186 211V212H185ZM36 212V213H35ZM50 212L52 213V212H55V217H54V214L52 215V214H50ZM64 212V213H63ZM65 212L67 213V214H65ZM77 212V213H76ZM88 212V213H87ZM99 212H100V214H99ZM105 213V215L108 213V215L107 216H105L104 215V213ZM155 212L157 213V214H155ZM164 213V214H162L161 215V213ZM183 212H185V214H183V215H181V213H183ZM26 213V214H25ZM47 213V214H46ZM56 213H59L60 215H62V213H63V216H59L58 214L56 215ZM90 213L93 215V217H92V220L91 219H89L92 215H90ZM96 213L98 214V215H96ZM123 213H124V215H123ZM132 213L134 214V215H132ZM155 215H154V214ZM177 213H179V214H177ZM187 213V214H186ZM189 213V214H188ZM190 213H191V215H192V217H193V221H192V217H190L191 215H190ZM193 213H195L194 215H193ZM5 214V215H4ZM20 214V215H19ZM22 214V215H21ZM41 214V215H40ZM52 215L53 217H51L50 215ZM89 214V215H88ZM103 214V215H102ZM112 216H111V215ZM170 214L172 215V216H170ZM174 214H176V215H174ZM9 215V216H8ZM17 215V216H16ZM50 216L51 218H47L46 216ZM110 215V216H109ZM115 215V216H116ZM131 215V216H130ZM141 215H143V216H146V217H144L143 218V216H141ZM151 215V216H150ZM152 215L155 217V218H153L152 217ZM156 215H158L157 216V218L159 217V219H160V223L157 221V219H156ZM163 215H165V216H167L166 218H167V221L169 220V222H167L166 221V219H165V217L163 216ZM169 215V216H168ZM180 217H179V216ZM190 215V216H189ZM4 216V217H3ZM15 216H16V218H15ZM33 216V217H32ZM57 216H59L60 217V219H59V217H57ZM73 216V218H70V217H72ZM89 216V217H88ZM123 216H124V218H123ZM125 216H126V221H125V223H126V225H125V223H124V227H123V222H124V220H125ZM133 216V217H132ZM134 216H135V218H136V220H134L135 218H134ZM161 216V217H160ZM176 216H177V218H176ZM7 217V218H6ZM13 217H14V219H15V221H14V219H13ZM25 217V218H24ZM44 217V218H43ZM97 217H98V219H97ZM101 217V219L104 217L105 218V221H106V218H108L107 220V222L105 223V222H102L103 223V225H101V221H103V220H101V219H99ZM111 217V218H110ZM133 218V221H132V224L130 223L131 221H130V219L132 220V218ZM137 217H138V219H137ZM148 217V218H147ZM151 219H150V218ZM165 219V221L167 222V224H166V226L168 227V229H167V227H166V229H167V231H166V229H165V223L163 224V222H164V220H163V218ZM31 218V219H30ZM54 220H53V219ZM56 218V219H55ZM77 218V219H76ZM103 218V219H104ZM124 219L123 220V222H121L122 220L121 219ZM141 220H140V219ZM147 218V220H145L144 221V219H146ZM162 218V219H161ZM190 220H189V219ZM21 219V220H20ZM23 219V220H22ZM36 219V220H35ZM46 220V222H45V220ZM50 219H52V220H50ZM83 219H84V221H83ZM111 219H112V221H111ZM114 219V220H113ZM116 219L118 220V219H120V220H118V221H116ZM127 219H129V221H127ZM150 219V220H149ZM153 219V220H152ZM194 219L196 220V221H194ZM41 220H44V221H42V222H45V224L44 223H42V222H40ZM89 220H91V222H90V224H89V222H87V221H89ZM113 222L112 224H111V222ZM140 220V221H139ZM173 220H174V222H173ZM177 220V221H176ZM3 221V222H2ZM20 223H19V222ZM69 221V222H68ZM98 221V222H97ZM134 221H136L137 223H139V224H137V223H135ZM142 221V222H141ZM147 221H148V223H147ZM156 221H157V223H156ZM179 222V223H176V222ZM190 221H192V225H191V227H190V224H191V222ZM34 222V223H33ZM42 223V224H44L43 226H41V224H40V226L37 224V223ZM81 222H83V223H85V225H84V227H83V225H82V223ZM94 222V223H93ZM110 222V223H109ZM117 224H116V223ZM118 222H120V223H118ZM145 222V223H144ZM150 222H154L153 224H150ZM195 222V223H194ZM46 223H50L51 224V226H50V224L48 225V224H46ZM54 223V225H52ZM76 223V224H75ZM79 223V224H78ZM89 224V226L87 227V225ZM97 223H100L99 225L97 224ZM104 223L106 224V225H104ZM122 223V224H121ZM130 223V226L129 225H127V224H129ZM140 223L142 224V225H140ZM176 223V224H175ZM20 224V225H19ZM33 224V225H32ZM37 224V225H36ZM67 224V225H66ZM72 224V225H71ZM92 224V225H91ZM134 224H136V225H134ZM145 224L147 225V224H150V226L149 225H147L148 227H149V229H151V230H145L146 228V226H145ZM162 224H163V226L164 227H162ZM172 224L173 225H176V226H172ZM16 225V226H15ZM48 225V228L49 229H51L52 231H48L49 229L46 227ZM66 225V226H65ZM96 225H97V227H96ZM103 227H105V229L104 228H100L101 226ZM116 225H117V227L118 226H120L119 227V232H118V228L116 229ZM132 225H134V227L132 226ZM157 225H160V226H157ZM172 226V228H174V229H171V231L169 230L170 228H171V226ZM178 225V226H177ZM14 226V227H13ZM19 226V227H18ZM38 226H39V228H38ZM53 226V227H52ZM127 226V227H126ZM145 226V227H144ZM158 228V229H156V227ZM170 226V227H169ZM180 226V227H179ZM4 227V228H3ZM16 227V228H15ZM37 227V228H36ZM41 227H43V228H41ZM69 227V228H68ZM70 227H72V229L70 228ZM107 227H109V228H107ZM115 227V228H114ZM122 227V228H121ZM126 227V228H125ZM129 227H130V229H131V227L132 228H134V229H131V230H129ZM141 227V228H140ZM147 227V228H148ZM160 227H161V233L159 232L158 233V231L157 230H159L160 229ZM178 228L179 227V229H177V230H175L176 228ZM187 227H190V228H188L187 229ZM77 228V229H76ZM82 228H84V231L85 230H87L86 232H85V234H84V232L82 231L83 229ZM87 228H89V229H87ZM96 228V229H95ZM98 228H99V230H98ZM107 228V229H106ZM124 228V229H123ZM136 228H137V231H139V229H140V236H138V235H136V234H138L139 232H137L136 231ZM155 228V231H153V229ZM208 228V227H207ZM34 230V231H32V230ZM37 229L39 230V231H37ZM43 230L42 232H40V230ZM45 229V230H44ZM110 229V230H109ZM120 229H121V231H120ZM125 229H128L130 232H128V231H126ZM28 230V231H27ZM31 230V233H29V231ZM56 232H55V231ZM60 230V231H59ZM67 230H68V232H67ZM72 230V231H71ZM75 231V233H77V235L74 233V231ZM132 230H134V231H132ZM185 230V231H186ZM207 231H206V235H204V236H210V238L212 237L211 235H214V231H213V233L211 232L212 231V226L210 227V230L209 229H206ZM19 231V232H18ZM23 231H25V232H23ZM45 231V232H44ZM100 231V232H99ZM101 231H102V233L104 234V235H101ZM104 231V232H103ZM151 231L152 232H154L153 234L151 233ZM160 231V230H159ZM163 231V232H162ZM169 231V232H168ZM174 231H176V232H174V234L175 235H173V232ZM179 231V232H178ZM185 231H183V233L185 234ZM247 230H245L244 232H243V234H242V236L243 237H241V238H243L242 239V241H240V242H236L235 244H230V246H231V248H230V250H232V252L235 250V245H236V249L238 250H236V251H234V252H236V253H231V251L228 249V251H230V253H228L227 252V250L226 251H224V253H225V255H224V253L222 252V254H221V252L217 255L218 257H215V258H213V261L214 260H217L216 262H218V264H219V261H220V263L221 264H229V262L231 261L233 264H234V262L231 260V256H235V257H240V258H242L243 259V261H242V259H240L239 260V264H240V261L242 262L241 264H255V262L258 260V261H260L261 262V259L263 258L264 259V248H263V246L261 245V246H259V247H255V245H253L252 247L250 246V247H248V249L249 248H252L253 250H254V252L252 251V249L250 250H248V249H246V248H244L243 249V240H245V239H247V240H250L251 238H249V236L251 235H246L249 231H247ZM40 232V233H39ZM90 232V233H89ZM98 232V233H97ZM125 233V232H127V234L129 233V235H127L126 233V235L128 236H125V234L123 235V234H121V233ZM149 232V233H148ZM165 232V234H167V232H168V234H167V237L165 238V234H163ZM209 232H211V233H209ZM10 233H11V236H10ZM24 233V234H23ZM45 233V234H44ZM50 233H51V235H50ZM52 233H54L55 235H53ZM69 235V237H71L72 235H73V233L77 236H75V235H73L70 239H69V237H68V235ZM72 233V234H71ZM81 233L85 236V237H83V239L85 238V240H86V242H84L83 241V239H81L82 238V236H80L81 235ZM96 235H95V234ZM131 233V234H130ZM169 233H170V235L172 234V236H170L169 235ZM20 236H19V235ZM27 234V235H26ZM29 234H32V235H29ZM37 234V235H36ZM66 234V235H65ZM120 234L122 235V237H119L120 236ZM132 234H135L134 236H135V239L137 240V242H136V240L134 239V237H133V239H132V237L131 236H133ZM152 234V235H151ZM155 234V235H154ZM163 236H162V235ZM249 234V233H248ZM43 235H46V236H44L43 237ZM49 235V236H48ZM86 235L88 236V237H86ZM95 235V236H94ZM119 235V236H118ZM141 235L143 236L142 238H138V237H141ZM153 236V237H151V236ZM156 235H158L159 236V238H158V236H156ZM165 235V236H164ZM169 235V236H168ZM180 235V234H179ZM16 236H18V237H16ZM33 236V238H31ZM34 236H35V238H34ZM37 236V237H36ZM48 236V237H47ZM52 236L54 237V236H57V237H54L56 240L55 241H53V243H52V245H50V247H48V245L49 244H51V239H52ZM75 236V237H74ZM92 236V237H91ZM100 236H102V239H103V241H101L102 242V244H101V242L99 241V238H100V240H101V237ZM104 236H106V237H104ZM157 237V240H159L158 242H157V240H156V238L155 237ZM246 236H248V237H246ZM10 237H11V239H10ZM14 237V238H13ZM16 237V238H15ZM40 239H39V238ZM47 237V238H46ZM67 237V238H66ZM97 238V240H96V238ZM117 237H119L120 238V243H121V239H122V243H125V244H120V243H118V240H119V238H117ZM124 237L126 238V239H124ZM129 237H131V238H129ZM160 237H161V239H160ZM172 237V239H170V238ZM175 237H177V239L175 238ZM213 237H216L215 235L213 236ZM212 237V238H213ZM2 239V240H4V241H2L1 239H0V242H1V244L3 245V247L4 246H6V244H9L8 242H10V241H7L6 242V240H8V239ZM42 238H44L43 240H42ZM73 238V239H72ZM87 238V239H86ZM95 239V240H92V239ZM106 238H108V240L106 239ZM128 238L130 239V240H128ZM143 238H144V240H143ZM152 238H154V239H152ZM163 238V239H162ZM185 238H188V237H184V239ZM202 239H197L196 241H195V244H197V245H195V244H192V240L193 239H191L190 240V238H188L189 240H190V242H191V244H189L190 242H189V240L187 239H185L184 241H185V243H184V241L182 240V242L184 243H182L181 241H180V244H178L179 246H176L177 248H179V249H177V248H175L177 251H179V252H181V253H183L184 251H189L190 249L192 250V248L195 250H192V253H191V251H190V253H188L187 255V257L186 258H188V259H190L189 260V262L187 261L186 262V260H188V259H186L185 260V262L186 263H182V264H195V263H198V261H199V263L198 264H203V259L204 260H206V261H204V263L205 264H212V253L210 252V251H213V250H210V249H207V248H210L211 247V245H209V244H207L206 243V237H201ZM19 239V240H20ZM28 239V240H27ZM35 239V240H34ZM38 239V240H37ZM47 239H49V240H47ZM105 239V240H104ZM139 239V240H138ZM150 239V240H149ZM205 239V240H204ZM32 240V241H31ZM34 240V241H33ZM42 241V243H41V241ZM48 241L49 242V244L47 245V244H45V246L46 247H44V241ZM54 240V239H53ZM59 240V241H58ZM62 240H66L65 242H62ZM71 240V241H70ZM88 240H90V241H88ZM130 241L131 242V246L129 245V243H128V241ZM132 240H133V243H132ZM151 240H152V243H151ZM154 240H156V241H154ZM168 240L169 241H173L172 243H168ZM174 240H176L175 242H174ZM204 240V241H203ZM246 240V241H247ZM46 241H45V243H46ZM68 241V242H67ZM76 241V242H75ZM82 242V244H81V242ZM106 241V242H105ZM143 241V242H142ZM163 241V242H162ZM194 241V240H193ZM201 242V244H200V242ZM37 242H38V245H37ZM47 242V243H48ZM58 242V243H57ZM68 244H67V243ZM75 244H74V243ZM80 242V243H79ZM95 242H97V243H95ZM98 242H100V243H98ZM113 242V243H112ZM144 243V244H142V243ZM147 242H149V243H147ZM165 242V243H164ZM187 242V243H186ZM197 242V243H196ZM209 242H210V240H209ZM215 242V243H214ZM217 242L219 243L220 242V239H219V237L217 238H214V239H212V242L210 243V244H212V248L211 249H214V245L215 244H217ZM29 243H30V245H29ZM57 243V244H56ZM67 244V245H65V246H63L64 244ZM88 243H90V244H88ZM94 243V245H96V244H98V245H96V249H97V251H96V249H94L96 252L94 253V250H92V247H95L94 245H92V247H91V244H93ZM128 243V244H127ZM138 244V246L135 248V247H133V245H136V244ZM140 243H141V246H140ZM151 243V244H150ZM153 243H155V244H153ZM156 243H158V244H156ZM163 243V244H162ZM167 243V244H166ZM194 243V242H193ZM200 245H199V244ZM206 243V244H205ZM240 243V244H239ZM55 244V245H54ZM77 244H78V246L81 244L82 245V248L81 249H79L80 247H81V245H80V247L78 248V246H77ZM84 244H86L85 246H84ZM107 244V245H106ZM116 246H115V245ZM148 244H150L151 246H154V245H156V246H154V249H155V247H157L156 248V250H148V249H150V248H153V247H150V245H148ZM183 244V245H182ZM186 244V245H185ZM188 244V245H187ZM209 245L208 247L206 246V249L207 250H205V251H209V253L210 254H207V252H205V251H203L205 248V246H203V245ZM28 245V246H27ZM43 245V246H42ZM58 245V246H57ZM89 245V246H88ZM118 245H119V247H118ZM124 246L125 247V249L126 250H124V247H120V246ZM142 245H144V247L142 246ZM145 245L148 247L147 248V250H146V248H145ZM157 245H159V247L157 246ZM163 245V246H164ZM181 245H182V247H181ZM186 246V248H187V250H186V248H185V246ZM232 245L234 246V248H232ZM18 246V247H17ZM84 246V247H83ZM99 246V247H98ZM114 246V248H111V247H113ZM129 246H130V249H128L129 248ZM191 247V248H189V247ZM196 246H199V248L198 247H196ZM258 246V245H257ZM27 247H28V249H27ZM54 247H56V248H54ZM65 249H64V248ZM87 247H89V249L87 248ZM90 247H91V256H90ZM117 247V248H116ZM139 247V248H138ZM142 247V250L140 249ZM150 247V248H149ZM181 247V248H180ZM196 247V248H195ZM202 247V248H201ZM1 248H2V246H1ZM0 248V249H1ZM21 248V249H20ZM46 249V250H44V249ZM49 248V249H48ZM52 248H54V249H52ZM87 248V249H86ZM98 248L100 249V250H98ZM118 248H119V250H118ZM143 248H145L144 250H143ZM162 250H161V249ZM204 248V249H203ZM34 249V250H33ZM42 249H43V251H42ZM50 249H52V250H50ZM77 249H78V252H77ZM83 249H86V250H83ZM112 249V250H111ZM134 249H136V250H134ZM139 249V250H138ZM157 249H159V251L157 250ZM163 249H165V250H163ZM174 249V250H175ZM181 249V250H180ZM185 249V250H184ZM200 249H201V251H200ZM48 250V251H47ZM49 250H50V257L49 258H45L44 259V257H48L49 256V254H48V252H49ZM89 252H88V251ZM108 250V251H107ZM110 250V251H109ZM127 250H133V251H130V253L131 254H129V251H127ZM138 250V251H137ZM175 250V253L177 252ZM198 250H199V252L200 253H198ZM48 254H45V252ZM85 251V252H84ZM86 251H87V253H86ZM119 251V252H118ZM121 251H124V253L122 252V253H120ZM146 251H147V253H146ZM153 251V252H152ZM158 251V252H157ZM173 251V250H172ZM172 251L169 253V254H167V255H169V258H168V256L166 257L168 260H171L170 258H171V256L170 255H172V257H175L172 261H177V259L179 258V256H181V253H179V252H177L175 255H173L172 254ZM193 251H194V253H193ZM222 251V250H221ZM258 251H260V252H258ZM1 252V251H0ZM40 252H44L43 254V260H45V261H43L42 260V253H40ZM71 252H73V253H71ZM79 252H81L80 254L81 255H79ZM84 252V253H83ZM126 252V253H125ZM135 252H137V253H135ZM143 252V253H142ZM195 252H197L196 253V255L198 256H196V257H194L193 256V254H195ZM204 252V253H203ZM246 254H245V253ZM10 253V254H9ZM13 253H14V255H13ZM39 253H40V255L41 256H39ZM70 253V254H69ZM74 253H75V255H74ZM107 253V254H106ZM110 255H109V254ZM115 253H117V254H115ZM119 253H120V256H119ZM142 253V254H141ZM145 253V254H144ZM154 253V254H153ZM159 253V254H158ZM174 253V252H173ZM207 255H206V254ZM252 253H254V255L252 254ZM260 253V254H259ZM262 253V254H261ZM9 254V255H8ZM27 254V255H26ZM32 254V255H31ZM72 254V255H71ZM84 254V255H83ZM85 254L87 255V256H85ZM96 254V255H98V256H95L96 257V259H93V261H92V256H94V255ZM127 254H129V255H131V257L129 256V255H127ZM133 254V255H132ZM134 254L136 255V256H134ZM179 256H178V255ZM185 254H186V252H185ZM192 254V255H191ZM200 254V255H199ZM204 254V255H203ZM220 254H221V256H220ZM238 254V255H237ZM242 254V255H241ZM252 254V255H251ZM8 255V256H7ZM12 255V256H11ZM82 255H83V257H82ZM103 255V256H102ZM107 255H109V256H107ZM114 256V255H116L117 257H113L112 258V256ZM124 255H125V257H124ZM126 255H127V257H126ZM139 255V256H138ZM142 255V256H141ZM144 255H146V256H150L151 257V260L148 258V260L146 259V257H144ZM192 257H191V256ZM223 255V256H222ZM247 255V256H246ZM251 255V256H250ZM259 255V256H258ZM34 256V257H33ZM36 256H39V257H36ZM107 258H106V257ZM133 256V257H132ZM139 258H138V257ZM140 256H141V258L142 257H144V259L142 260L141 258H140ZM178 256V258H176ZM205 257V258H201V257ZM207 256H209V257H207ZM211 256V257H210ZM229 257V258H227L226 259V257ZM252 256H254V257H252ZM7 257V258H6ZM21 257V258H20ZM31 257V258H30ZM36 260V262H34L35 260L33 259V258ZM71 259H69V258ZM86 257H88V258H86ZM89 257H92V258H89ZM94 257V258H95ZM99 259H98V258ZM101 257V258H100ZM111 257V258H110ZM134 257H136L137 259H136V261L134 260H132V261H130L131 259H134ZM38 258H40V260L38 261ZM104 258H105V260H104ZM109 258V259H108ZM115 258H117V260H115ZM119 258H120V260H119ZM191 258H192V260H191ZM195 258H196V261H195ZM207 258V259H206ZM208 258H209V260H208ZM223 258V259H222ZM226 260H225V259ZM248 258V259H247ZM256 259L255 260V262H254V260L253 259ZM259 258H261V259H259ZM52 259V260H51ZM98 259V260H97ZM101 259V260H100ZM108 259V260H107ZM110 259H111V261H110ZM130 259V260H129ZM138 259H141L140 261H138ZM154 259V258H153ZM199 259V260H198ZM202 259V260H201ZM218 259H219V261H218ZM263 259H262V261H263ZM25 260V261H24ZM56 260V261H55ZM76 260V261H77ZM94 260H96V261H98V263L96 262H94ZM106 262V263H104V261ZM115 260V261H114ZM119 260V261H118ZM150 260V261H149ZM156 260H157V258H156ZM156 260H154V263H153V260L151 261L153 264H158V263H160V262H157ZM208 260V261H207ZM222 260H223V262H222ZM229 260V261H228ZM251 260V261H250ZM75 260L73 261V263L75 264H84V263H81L82 261H80V262H76ZM102 261V262H101ZM109 261V262H108ZM114 261V262H113ZM144 263H143V262ZM202 261V262H201ZM225 261H227V262H225ZM253 261V262H252ZM7 262V263H6ZM19 262V263H18ZM38 262V263H37ZM116 262V263H115ZM127 262V263H126ZM149 262V263H148ZM169 262V263H168ZM168 262H166V261H162L161 262V264H174L173 262H171V261H168ZM171 262V263H170ZM201 262V263H200ZM208 262H210V263H208ZM225 262V263H224ZM231 262H230V264H231ZM123 264V263H122ZM236 264V263H235Z\"/></svg>",
  "mask_w": 264,
  "mask_h": 264
}]
</instances>
